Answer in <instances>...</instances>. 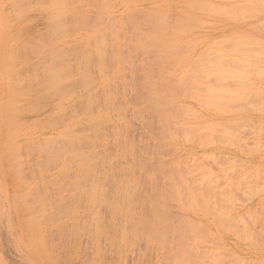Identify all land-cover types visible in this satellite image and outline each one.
Wrapping results in <instances>:
<instances>
[{
	"label": "rangeland",
	"instance_id": "374dc122",
	"mask_svg": "<svg viewBox=\"0 0 264 264\" xmlns=\"http://www.w3.org/2000/svg\"><path fill=\"white\" fill-rule=\"evenodd\" d=\"M17 1L18 2L22 1L23 2L24 0H20V1L19 0H0V18H2V17L4 18V19H0V47L1 48H3L6 43H7V47H9V48L15 47L16 48L17 45H18V42L21 43V45H23L25 47L29 46V44H25L24 43V41L26 40L25 39L26 38L25 35L22 36L23 40H20L22 38L16 39L15 38V34L18 31L22 30L23 29L22 28L23 24H25L26 22H29V20H30V23H31V24L29 23V25H30L29 28H30L31 31H33V32H44V31H46L47 30V25L50 22L49 21L50 18L48 19L49 22L48 21L46 22L47 19H45L44 22L42 20H43V18H46V16L49 15V14H47V12H45L46 14H41V13L44 12V10L46 11V9H49V7H51V6H56L57 4H54L55 1H56L55 3H57V1H58L59 2L58 4H60L61 7L63 6V4L66 6V7L63 6L62 9H64L66 11V15L67 16L68 15L72 16L74 14L73 13V9L74 8H72V7H75V5H76V7L80 6L79 9L80 8L84 9V12H81L83 10L78 12V13H80L79 16H78V13H77L78 17L76 18L77 20L78 19L80 20L79 23L81 25L77 22V20L75 21V23H78L80 26L77 25V27H76L75 26L76 24L72 25V24H74V20H73V22L70 19H69L70 21H68V20L66 21V18H64V17L60 18V21L57 23V26L60 27V28L62 27L60 29V30H62V32H63V29H64V31L66 30L67 32L70 31L71 33L70 32L69 33L64 32V33H65V35L71 34L69 37L67 36L68 39H71V40L75 39L76 36H79L78 35L79 34L78 29H80L82 24L86 25V28L83 31L84 34H86V36L90 35L89 37L87 36L88 38L86 37L87 45L85 44L86 45L85 46L86 56H87L86 57L87 63L85 65V71H87V72L85 73L86 74L85 76H86L87 82L90 83V84H87V86L90 85V86H92V88L90 89V86H89L88 89L86 90V93H87L88 96H90L89 94H92V93H90V91L92 92L94 90L93 91V94H94L93 97L97 96L96 97L97 99L92 97V100L93 99H95V101L97 100V103H95L94 100H93L94 102L91 100L93 102L92 104L94 105V103H95L96 105L93 106L92 104H89V105H92L91 107H93V109L90 108V109L87 110V107H86V111L90 110L89 111L90 114L95 113L93 115H90L89 112H88V114H86L87 115L86 116V120H88L89 122L91 121L93 123H94V121L96 123L97 122L99 123V121H100L99 119H102L101 122L104 119L105 122L103 124H101V125H100V123L97 124L98 126L100 125V127L97 126V129L98 128L101 129V130L99 129V131H96V129L94 130V127L96 125L95 126H91L92 128L91 127L89 128V125L91 123H89L88 121H87L88 123L86 122V125H88V128L90 130L91 129L94 130V132H92L93 130L90 132V130L86 128L87 129V131H86V139L91 142V144L88 142V144H90V145L87 146V153H88V155L90 157L88 158L87 157L88 155H86V157L88 159H92L93 160V161L91 160L92 162H95V161L97 162V160L99 161L97 163L95 162L96 164H94L95 166L98 164V166H96V168L98 167L97 169H95V167L92 166L94 168V171L96 173H98V174H99V171H101V170H103V168H105V164L107 166L105 169L108 170L112 166L113 170L111 169L110 173H109V171L107 172V170H105V171L103 170V172H104V174L102 175L103 178L107 177L108 173L110 174L106 181L103 179L105 182L103 180H99V179H102V177H100V176H101V174L103 172H101L99 174L100 178L98 177V181L99 182L101 181L100 182L101 184L102 183L103 184L106 183L104 185L107 186V187L104 188V185H103L104 190L101 187L100 188L101 192H98L97 189H99L101 184L98 181H97L98 185L95 182H93V181L96 180L98 174H96V173L94 174V172L92 173V174L95 175L96 178L94 180L90 179L91 180V184H90V180L87 179V178H93V177H90L91 176L90 175L91 174L90 170L92 169L90 167L91 165H89L88 168L89 167L90 168L87 169L86 163H85L86 166L85 165L81 166V164L83 165V163L79 164L80 162L78 163L77 161L76 162L74 161L75 163H78V165H79L77 168H75L77 165L74 167L72 165L74 163V162H72V160H69L72 163H70L67 160H66V163H65V158L66 157L65 156H59V153L56 152L57 150H54V149H57V148L53 149L52 147L51 148L48 147L49 145H52V144L48 145L44 140L46 138L50 137L49 136V132L51 131L53 125L52 126L48 125V124L45 125V122L48 121V118L51 119V117L56 116V114H59L58 112H60V113L63 112L64 113V112L67 111L66 113H67V116H68V110L67 109H69V108H67L66 111H63V108H65L67 105L66 106L65 105H55L53 103V102H56L57 100L58 101L64 100V97L55 96L53 94L49 95L48 91H50V90H49L48 87H51V86H50V84H49V86H46L48 84L44 85V86H46V88L44 87V89H45L44 90L42 88L43 84H45V82L42 81L43 79H41V81H40V83L42 82L41 86L38 85V87H37L36 84H38V82H39L37 80V79H39L38 75L42 74V73L41 74L38 73L39 67L42 65V64H39L38 62L41 63L43 61V60L42 61L39 60L40 57L42 56L41 54H38L39 58L34 56L31 59H29V60L26 58L27 59V61H26L23 56L26 55L25 57L28 56V58H30L29 55H32V54H30L29 52H26L23 55V53H22L23 51H22L21 52L22 56L20 55V57H23L24 59H22V58L21 59L25 60V61H22V60L20 61L19 60V62H18L17 59H20V58H17V59L13 58V60L15 62L12 60V62H11L12 64L7 66L8 70H7V68L5 69L6 70L5 76L6 77L3 76V77L0 78V124H1L0 125V264H16V263H19V262H26V264H49V261H50V264H53V263L56 264V262L60 263V264H76V263L79 264L81 262V260L83 262V263L81 262L82 264H97V262H98V264H104L105 261H106L105 264H110V263L111 264H130V263L131 264H138L140 262H141L140 264H167V263L169 264V261H171V259H173V258L175 259V257H176L175 255H177V254L178 255H177L175 260H178V259L182 258L180 262L182 264L183 263L185 264V262H183L184 259H185V261L186 260L192 261V257H193L192 255L193 254L192 255L190 254L191 255L190 256L188 254L190 251L187 252V250H186V248L189 249L190 247H192L191 252H192V250L194 248H196V250H194V251L197 252V250H198V253H200V251L201 252H204V251L206 252L209 249L210 252H207V255L208 254L210 255V253L211 254H213V253L215 254V255L214 254L210 255L211 257L209 255L207 256V257H210V258H206L205 257L206 255H203L205 258L201 257L202 259H199V261H201V262L202 261L203 262L208 261V263H211V264H216V262L218 264H264V235H263L264 234V89L262 88V87H264V43H262V41L264 42V31H263L264 30L263 29L264 28V3H263L264 0H234V1L233 0H116L115 2H113L114 0H112V2L116 4L115 5V4L112 3V6H116L114 8L112 6H109V5H111V1L110 0L109 1L108 0H103L104 3H107V6L104 5V3H102L103 7L106 6L105 9H102L101 8L102 6L101 7L99 6L100 7L99 8L98 4L97 5L95 4L94 7H93V3H95L97 0H91V1L90 0H66V1L65 0H61L62 1L61 3H60L59 0H55V1H53V0H42L44 5H40L39 4V7L40 8L44 7V10H42V8H41V10H37V8H36V7H38V4L36 3L37 1L35 2L37 4V6H35L36 4L31 1L32 3H29V4H33L34 3L35 5H31L32 7H27V9L25 8V10L27 11V13H28V11L31 13L32 12L31 10H34L36 8V10H34L35 13L34 12H33V14L32 13L31 14L28 13V15L26 14L25 17L23 15H25L24 12H26V11H24V7L21 6V5H24V3L26 1L21 3V4L19 3L20 6L23 7L22 10H20L21 7H19L17 5V3H18ZM27 1L30 2V0H27ZM98 2H99V0L96 3H98ZM100 2H102V0H100ZM100 2H99V4H100ZM25 4H27V6H28V2H26ZM102 4H100V5H102ZM117 4H119L120 6L117 5ZM259 5H261V6H259ZM16 6L19 9L16 8ZM24 6L26 7V5H24ZM67 6H69L72 10H70V8L67 7ZM15 8L20 10V11H18V14H17L16 11H15V13L13 12L14 10H16ZM75 9L78 11L77 8H75ZM85 9H87V11H85ZM68 10L72 11L73 14L67 13ZM76 10L74 12H76ZM19 12H21L23 15H20V16L16 17L15 16L16 14L17 15L21 14ZM85 12H89L90 14L87 13L85 15ZM257 12H258V14L260 12V14L258 15ZM7 13H8V16L6 15ZM96 13L101 14V16L103 15L102 17H104V15H107L104 18H102L105 21H103L101 18L98 19L100 15L98 16V18H96L97 17ZM128 13H129V15L133 14L132 15L133 17L139 18L138 20L137 19L134 20V21H136V25L137 26L135 25V30H132V31H131L132 28L130 29V27H132L134 25H132V26L129 25L130 26L129 27L128 24H127V23H129V24L133 23V21L132 22L130 21L131 19L128 20L129 22L126 21L125 19L121 21L122 17H124L125 14L127 16V17H125L126 19L129 18V17H132V16H129ZM218 13H219V15H218ZM255 16H257V17H255ZM19 17H21L22 19H18ZM106 17L108 19L110 18L111 20L114 19L113 22L112 21L109 22L110 19L108 20V19H106ZM40 18L42 20H40ZM91 18H93V19H91ZM89 19H91V21H93V22L95 21V22L93 23ZM156 19L160 23L159 26L160 27L164 26L165 28H161L160 31H159V29H160L159 28L158 31H155L156 28L154 29L153 26L155 24H157V21H155ZM61 21H62V25L60 24ZM115 21H116V23H119V24L118 25L115 24L114 23ZM123 21L124 22L126 21V23H124V25H126V26L121 25L123 23ZM151 21H154L155 23L151 22ZM165 21H167L166 24L164 23ZM259 22H262V24L259 23ZM108 23H109V25H108ZM153 23H154V25H153ZM161 23H163V25H161ZM3 24H4V26H3ZM5 24H6V26H5ZM105 24H107V25H105ZM103 25L104 26H109V29H108V27L107 28L105 27L106 28L105 31H107L108 34H107V32L101 34V27L103 28ZM113 25H114V27H113ZM72 26H73V28L76 27L75 28V30H77L76 32L73 30ZM87 26L89 27V29L87 28ZM127 26H128V28H127ZM157 26L158 25H155V27H157ZM82 27H84V26H82ZM122 27H126V29L125 28L123 29ZM151 27H152V29H151ZM5 28H6V31L8 32V34H10L9 40L5 39V34H4V31H3ZM67 28H69V29H67ZM105 28H103V30ZM24 29H26V26L24 27ZM86 29H88V31H86ZM141 29H142V31L144 30V32H141ZM169 30H170V33H169ZM72 31H74L75 34ZM136 31H139L140 33H142V37L143 36L144 37L143 38L141 37L142 39L139 38L140 36L138 37L139 39L136 38L137 35L140 34V33L137 34L138 32L136 33ZM165 31L168 32L169 34L168 33L165 34L164 33ZM123 32L127 36L122 34ZM154 32H156V33H154ZM157 32H159V33H157ZM161 32H163V33H161ZM176 32H178V33H176ZM256 33H258V34H256ZM105 34H107V35H105ZM118 34H120L121 37L118 36ZM132 34H133V37H132ZM135 34H136V37L134 36ZM153 34H154V36H153ZM158 35L166 36L167 38L166 37H161V36L159 37ZM112 36H113V39L110 38ZM114 36H116L115 39H114ZM176 36H177V38H176ZM93 37H94V39H93ZM135 38H136V40H135ZM145 38H148V39H146L144 42H142L143 44L142 43L140 44V42L143 41ZM117 39H124L123 40L124 43H123L122 40H118L117 41ZM158 39H159V41L161 40L160 41L161 43L159 41H158L159 43H157ZM176 39L178 40L177 43H176V41H177ZM113 41L115 42L114 45H113ZM119 41H120V44L123 47L121 46V48L119 49L120 51L115 52L116 51V47H114V46H116V44ZM132 41H133V43H131ZM137 41L139 43H137ZM256 41H258V42H256ZM153 42H154V44L156 43L155 44L156 46L154 48H150V50H148L147 49L148 48L147 45L149 46V44L151 43V45L153 46V44H152ZM250 42L252 44H249ZM88 43H90L92 45V46L90 45L92 47V49H94V48L97 49V47H101V46L105 45V47L103 46L104 51H103L102 47L98 48V49H102V51L100 50L101 52L100 51L99 52L100 53L103 52V54H99L98 53V56L99 55L100 56L97 57L96 50H93V53H92L91 52L92 49L90 50L89 48H87V46L89 45ZM98 43L99 44L101 43V44L98 45ZM111 43H112V45H111ZM136 43L140 44V48L137 47L139 45H136ZM146 43H147V45L144 46ZM167 43L168 44H170V43L172 44L173 43L174 45L175 44H177V45L173 46V49H172V47H170L171 44L169 45V47H164V49H161V47L163 48V46H165ZM11 44H13V45H11ZM129 44L130 45L133 44V45L130 46ZM49 46H50V44L46 48H50ZM94 46H96V47H94ZM106 46H107V48H106ZM109 46H112V49H114L115 51L112 50L113 51L112 52L111 51V47H109ZM133 46H136L137 48L136 47L133 48ZM131 47H132V49H131ZM142 47L144 49V52H146V50H147L145 55L142 54L143 51L140 53V50H141ZM156 47H159V49H157L156 51L161 49L159 52H160V54L163 53L162 55H164V53L166 51L169 52V50H170L169 53H167V54L165 53V55H166V57H165L166 59L165 60H167L168 59L167 57L170 54L173 53L172 56L176 55V58H174L172 60V57L170 55V59L172 60V62L177 60L175 62L177 64L174 63V64L170 65L172 63L171 60H170L171 63L169 64V66H171V68L168 67L167 64H166L167 66L165 67V62H164L165 60L163 61V59H160V58H159L160 61L162 60L163 62H159L160 63L159 64L158 61H157L158 58H156L157 60L155 59V57L159 56V55H156L157 53H155V54L152 53L153 55L150 53L151 50L156 49ZM242 47H243V49H242ZM246 47H248V49ZM1 48H0V50H1ZM124 48H126V50ZM165 48H167V49H165ZM228 48L231 51H227ZM87 49H89V51ZM255 50H256V52H254ZM156 51L154 50V52H156ZM249 51H251V52H249ZM111 52H112V54H111ZM259 52L260 53L262 52V53L260 54ZM239 53H241V54H239ZM123 54H124V56H123ZM136 54L138 56H136ZM141 54L144 55V57ZM94 55H95V57H94ZM139 55H140V57H139ZM162 55L160 56L161 58H162ZM92 56L97 60V62H95L94 58H91ZM126 56L128 58H126ZM153 56H155V57H153ZM137 57H139V58H137ZM118 58H119V60H116L117 62L114 61L115 59H118ZM123 58H124V62L122 63V61H120V60H123ZM257 58L260 59V60H257ZM112 59H113V62H112ZM140 59L141 60L143 59V60L141 61ZM145 59H148V60H145ZM149 59H151L152 61L151 60L149 61ZM139 61H141V62H139ZM143 61H144V63H142ZM135 63L138 64V65H136ZM150 63H151V66H150ZM152 63L154 64L153 66H152ZM155 63H156V65H155ZM157 63H158V65H157ZM166 63H167V61H166ZM23 64L24 65L30 64V66L29 65L27 66L29 68V70L30 69L34 70L37 67V69L34 70L36 72H33V71L31 72V70L28 72V69L26 70V68H25L26 66L25 67L22 66ZM229 64H231V65H229ZM252 64H253V66H252ZM259 64H261V65H259ZM33 65L35 66V68H33L34 67ZM36 65H39V67L36 66ZM162 65H164L163 67L167 68L166 71H168V68H170L171 70L172 69L174 70V68L176 70H179V71H175L174 70L172 72L169 70L170 71L169 73L171 74V76L169 75L168 72H166V74L169 75L172 78V80L174 79L173 81L177 80L176 81L177 84H176V82L173 83V81L172 82L169 81L167 83L168 79H171V78L168 77V79L167 78L165 79V77H163L166 74H163L165 68L161 71L160 67ZM10 66H12L11 69H10ZM31 66H33V67H31ZM44 66H45V64H44ZM100 66L101 67L104 66L102 68V69H104V71L102 70L103 72L101 71V67ZM148 66H150V68H152L153 71ZM96 67L98 68V70H97L98 72H96V69H97ZM153 67L155 69L158 68L157 69L158 71H156ZM99 68H100V70H99ZM88 69L91 70V71H88ZM149 70H151L152 72L151 73L148 72ZM44 71H46L45 68H44ZM44 71H42V69H41V71H39V72H43L44 73ZM109 71H113V72L109 73ZM145 71H147V75H148V73H150V77L153 76V77H151L153 79V81L148 80L149 82L145 83V80L148 79L147 75H146V78L144 77V75L146 73ZM18 72H20L19 73L20 75H17V77L15 79L16 75H14V74L18 73ZM22 72H24V73H22ZM138 72L141 74V77H140V74ZM175 72H177L178 75L175 74ZM75 74L76 73H73V75L78 78V76L75 75ZM142 74H144V75H142ZM155 74L156 75L158 74V76L156 77L157 80H158V78L161 77L159 79L160 80L159 82L154 77ZM8 75L9 76H13L14 75V78L11 79L9 77L10 79H8L7 78ZM44 75H42L40 78H42ZM74 76L72 78L74 79L75 82H77V78L75 80ZM87 76H90L91 78H89ZM178 76H179V78H178ZM181 76H182V78H181ZM150 77H149V79H150ZM108 78L110 80H108ZM140 78H141V80H140ZM33 79L34 80L36 79L37 81L35 80V83H34ZM89 79H91V80L93 79V81H91ZM161 79L163 80V83L161 82L162 81ZM182 79H184V80H182ZM44 80H45V77H44ZM165 80H167V81H165ZM112 81L115 84H113ZM178 81H180V82L181 81H185V84H184V82H181V83L184 84L185 87H187V88L188 87H192V90L191 89L190 90L193 93L192 92H190V93L185 92L188 89L183 86L186 89L185 90L183 88L184 91L182 90L184 94L180 93L181 92V88H180V92H179V95L180 94L184 95L183 99H182V97H179V96L176 97V95H178V93H175V91H178L176 88H173V89H175L174 93L176 95L175 96H174V94L172 95L171 93H173V91L170 90V89L172 87H176V85H178L180 83V82L178 83ZM26 82H29L28 86H27ZM73 82H72V84H73ZM132 82H133V84H132ZM125 83H127V84H125ZM143 83L145 84L144 86H143ZM76 84H74V85H76ZM164 84H165V87L163 89V92L166 91L168 94H171V96L170 95H166L167 94L166 92L165 93L162 92L161 88L163 87ZM169 84H176V85L175 86L171 85V87H170ZM182 84L181 85L179 84L177 87H180V86L182 87ZM15 85H17V86H15ZM105 85H106V87L109 85V87L106 89ZM114 85H116L115 88H112V87H114ZM129 85H131V87H133L134 89L132 88L131 91H127V90L131 89V87ZM138 85H142L141 88L143 87L144 89L145 88L146 89L150 88L151 94L153 95L154 98L151 97L152 95L150 97L152 99H154V100L147 101L144 97L146 95L148 96V94L150 95V92L148 93L149 89H147L145 91L143 89H142L143 91H141V90L138 91V89H136V87ZM155 85H156V88H155ZM95 86H96V88H95ZM157 86H158V89H157ZM40 87H41V89H40ZM169 87H170V89H169ZM37 88H39V90ZM71 88H73L74 90L77 89L74 86L71 87ZM102 88H104V89H102ZM109 88H111V89H109ZM138 88L140 89V86H138ZM153 88H155L156 90L153 89ZM36 89L38 90V93L36 92L37 91ZM260 89L263 90V91H261ZM15 90L19 91V96H18V94H15V93H18V92L14 93ZM106 90H108L107 91L108 93L106 92ZM190 90H188V91H190ZM259 90H260V93H259ZM33 91L36 92L37 94L36 93L32 94ZM76 91H79V89H77ZM101 91L102 92L104 91L103 94H102ZM169 91H172V92L169 93ZM1 92H2V94H1ZM44 92H45V94H47L49 96L47 97L44 94ZM109 92H110V94H109ZM138 92H142V96L138 97V95H141ZM161 92H162V94H161ZM197 92H198V94H197ZM20 93H22L21 96H20ZM77 93H79V92H77ZM114 93H115V96L111 95V94H114ZM187 93L190 94V96H192L194 94L193 96H195V97L192 96L193 98H190V96H188ZM195 93H196V95H195ZM254 93L257 94L256 96H258V97L255 96L256 98H254V96H253ZM35 94L36 95L43 94L46 97L41 99L42 95H41V97H38ZM95 94H97V95H95ZM106 94L107 95L109 94V95L107 96ZM116 94H117V96H116ZM118 94H120V95H118ZM128 94H130V95H128ZM144 94H145V96L143 97ZM159 94H161V95H159ZM101 95H102V97H101ZM74 96H75L74 99L75 98L77 99L79 95L75 94ZM88 96H87V98H88ZM111 96H113V97H111ZM252 96H253V98H252ZM56 97H57V99H56ZM140 97H143L144 100H142ZM89 98H91V97H89ZM101 98L103 100L108 99V100H106L107 101L106 104ZM146 98H148V97H146ZM149 98H148V100H149ZM112 99L114 100L113 102H112ZM140 99H141V102H139ZM165 99H166V101H164ZM6 100H7V102H6ZM52 100H54V101H52ZM33 101H34V103H33ZM153 101H155V102H153ZM30 102L32 104H30ZM142 102L144 104H142ZM164 102L168 103V104H165V105H167L168 109L165 108L166 106L163 107ZM48 103H49V105H48ZM108 103L113 104V105H108ZM139 103H141L142 105L139 104ZM28 105H29V107H28ZM34 105H37V106H34ZM38 105H40L41 107L40 106L38 107ZM43 105H45V106H43ZM87 105H88V103H87ZM106 105L108 107L109 106L110 107L107 108ZM151 105H153V106L155 105V107L157 108V110H156L155 107H154V109L151 108L155 112L156 111H159L160 113H163L164 111L165 112H170V108H171L172 112H174V113L177 112L178 113V117H176V118L173 117V115H172L174 113L170 112L172 117H173V119H174V120L171 119V121L173 122L172 125L175 124V126H176V122H177L179 127L182 126L183 128L185 127V125L188 126V128H189V126H191L193 129H194V127H196V128L199 127V129L197 128V130H199V131L196 134L197 136L200 135L199 138L197 137L198 138V141H196L197 144L194 145L193 142H191V141H189V139H187V135H189V133L187 135H185L187 131H185V132H179L177 130L175 131V128H174V130L171 128L172 126L170 127L171 129H169V126H167L168 122L165 125V122H166V118L165 117L170 115V113H165V114H160L159 113L160 114L159 115L158 112L154 113V112H152L153 111L152 110L151 111L152 114L150 116L149 115L150 113L148 114L147 113L148 111H146V110H148L150 108V107H147V106H151ZM179 105H181V106L185 105L184 108H186V107H187V109L190 108V111L187 110V109L185 111ZM30 106H34L35 109H36V107H38V108H37V110H35V109L32 110L33 108L29 110V108H31ZM122 106L124 107L123 109H121ZM77 108H78V106L75 108V111L78 114ZM161 108H165V109H162L163 112L158 110V109H161ZM3 109H4V111H3ZM137 109L139 111H140V109H144V110H142L143 113L142 112L140 113ZM78 110H80V108H78ZM123 110H124V112H123ZM133 110H136V111H133ZM11 111H13V112H11ZM37 111H39V112H37ZM145 111L148 114V116H150V118L147 117V115H145L146 114V113H144ZM179 111L181 113H179ZM53 112H55L54 115H52ZM69 112H70V109H69ZM72 114H74V113H72ZM98 114H100V115H98ZM69 115H70V113H69ZM183 115H187L185 119H184L185 116L183 117ZM194 115H195L197 121L195 120V117H193ZM123 116L126 117L124 120L122 119V118H124ZM153 116H155V117L157 116V118L154 119L155 117H153ZM174 116H176V115H174ZM11 117H13V118H11ZM159 117H161V118H159ZM168 117H167V119H169ZM198 118H199V120H198ZM15 119H17L18 121H16ZM152 119H153V121H152ZM164 119H165V121H164ZM190 119H193L196 122L194 121L193 123H190L191 121H188ZM13 120H15L14 121L15 123L14 124L12 123L13 125L12 124H8V121L10 123V122H13ZM124 121H126L127 124H125L126 122H124ZM136 121L137 122L139 121V122L136 123ZM163 121H164V123H163ZM50 122L51 121H49V123ZM6 123L9 126H7ZM42 123H44V124L42 125ZM4 124H5V126L3 127L2 125H4ZM119 124L120 125H124V127H123L124 129H121L123 131L125 129H129L130 128V130L129 131L126 130V132H128V133H132L133 132L131 134V136H130V134H127V135L129 136L128 138L134 139V141H132L131 139L126 140V138H124L125 137L124 136L125 133L122 132L121 130H119V131L122 132V134L124 133L123 136H122V134H120L121 136L118 135L120 137H118L117 134L114 135V133L118 132L116 130L120 129L119 127H121V126H119ZM136 124L140 125V126H137ZM159 124L162 126V129H161V127H159L160 126ZM169 124L171 125V122H169ZM127 125L129 126V128L125 127ZM15 126H18V128L17 127L16 128H11V127H15ZM49 126H51V127H49ZM109 126H111V128H109ZM116 126H119V127H116ZM154 127L158 131L156 129L152 130V129H154ZM10 128L12 130H9ZM131 128H133V129L131 130ZM190 128H189L188 131H190ZM6 129H7V131H6ZM193 129H192V131H193ZM178 130H180V129H178ZM111 131H113V132H111ZM153 131H156L155 132L156 134H158L157 132H159L158 136L153 135V134H155ZM180 131H182V130H180ZM194 131H195V129H194ZM149 132H150V134H149ZM160 133H162V135H160ZM169 133L171 135L173 134L174 136L173 135L171 136ZM193 133H195V132H193ZM198 133H199V135H198ZM15 134H16V136H15ZM144 134H147L148 136L144 135ZM112 135H114V136H112ZM141 135H143V136H141ZM163 135L165 137H163ZM99 136H101V137H99ZM191 136H188V137H190V139H191ZM141 137L143 138V141H142ZM168 137L170 138L169 140H167ZM177 137L179 138L180 141L176 139ZM4 138L7 139V140H5ZM8 138H10V139H8ZM194 138H196V137H194ZM37 139L41 140V141L43 140V142L46 143L45 144V143L42 142L43 143V147H45V146L46 147L45 148L41 147L42 146L41 145V141L38 142ZM175 139L177 141H175ZM2 140H5V142L2 141ZM129 140H131V141L128 143ZM171 140H173L172 143H171ZM187 140H188V142H190V145H187V144H189L187 142ZM31 141L33 143L30 145L29 142H31ZM35 141L38 144V145L36 144L37 145V149L39 150L41 148L40 149L41 151L36 150V146L34 145ZM183 141H185V143H183ZM120 142H121L123 148H125V149L127 148L125 152H128L127 150H129V152L127 153L128 155H126L125 152H124L125 154L124 153L117 154L119 152V148H118L119 146L118 145H119ZM100 143H101V145H100ZM200 143H202V144H200ZM2 144H4V145L2 146ZM24 144L25 145L29 144L30 147L33 146L35 148V149L33 148V152L31 151L32 149H30V147L28 148L26 146L28 148L27 151L28 152L30 151V153H33V154H35L34 152L38 151L37 152L38 154L36 153L38 158L35 157L36 155L32 156L30 154L28 155V153L26 154V150L22 149ZM185 144H186V146H185ZM207 144H209V145H207ZM191 145H193V146H191ZM107 146H108V148H107ZM112 146H114V147L117 146V148H114ZM159 146H160V148H159ZM15 147L19 148V151L21 150L20 151L21 154L19 152L17 154L15 153L16 152L15 150H17V148H15ZM47 147L49 149H51V151L53 149L52 152L55 151L56 155H53V154L51 155L52 152H50V154H49V152L47 153V150H46ZM53 147H54V145H53ZM91 147H92V149H91ZM135 147H136V150L133 149ZM112 148H114L115 150L112 149ZM162 148H164V149H162ZM188 148H190V149H188ZM88 149H90V150H88ZM139 149H141V150H139ZM169 149H170V154H169V151H168ZM34 150H36V151H34ZM98 150L101 153V156H100V153L98 152ZM120 150H123V149H120ZM131 150H133V151L135 150V152L138 155L136 154L135 155L136 157H134V154L132 155ZM143 150L146 153H144ZM157 150H159L160 152L162 151V153H159V151H157ZM5 151H7V152H5ZM12 151L14 152V158H12L10 161H8L9 160V158H8L9 155H11V157H13V155H12L13 152ZM44 151H45V155L41 154ZM48 151H50V150H48ZM115 151L116 152L118 151V152L116 153ZM148 151L149 152L151 151V152L147 153ZM154 151H156L157 153L154 152ZM22 152H24V154ZM89 152H91V153L89 154ZM92 152H94L96 155L94 153H92ZM104 152H105V154H103ZM130 152H131V156H129ZM163 152L165 153V155H164ZM2 153L4 155H1ZM46 153H47V155H46ZM178 153H181V154L185 153L184 154L185 156L183 154L180 155ZM5 154L8 157L5 156ZM60 154H62V153H60ZM93 154L95 155V160H94L93 156H92L93 158L91 157V155H93ZM109 155L110 156L112 155V159L111 160L109 159L110 162L108 160H104V161L102 160L103 158L104 159L108 158L107 156H109ZM118 155H122L121 156L122 160H121L120 156L118 157ZM196 155L199 156V157H197ZM4 156L7 157V158H5ZM17 156H18V158L20 160H24V161H20L19 163L16 164L15 162L19 161ZM49 156H50V158H49ZM195 156L197 158H200V160L198 159L199 161H196L197 159H193V160L196 161V162H193L192 158L193 157L195 158ZM55 157L58 158V160H59V157H60V160L62 159V164H60L61 161H59V163L57 162L58 167H56V169H54L55 166H57L55 164L56 160L53 159ZM132 157L134 158L135 162L139 161L138 162L139 164L141 162V165H142L141 169L142 170L144 169L143 173H142L141 169H139L140 171L137 170V169L132 171L134 173H135V171L137 172V173H135L136 174L135 177L138 178V179L134 178V173H132V174L131 173H126V171H129V170H131L133 168L134 169L137 168V167L130 168V167H132V166H130L131 163H134V165L138 164V163L132 162V159H131ZM138 158H141V160L140 159L138 160ZM175 158H177L176 161H174ZM2 159H4V160H2ZM15 159L16 160L18 159V160L16 161ZM44 159H47V160H44ZM49 159H51V160L49 161ZM6 160L9 163L6 162ZM39 160H42V161L44 160V162L41 163V161H40V163H38ZM100 160H102L103 162L107 161V163H102V161H100ZM136 160H138V161H136ZM143 160L146 161V162H144ZM152 160L153 161L156 160L154 164H152L153 163ZM161 160H162V162H161ZM165 160H166V162H168L169 165H167L166 162L164 163ZM181 160L182 161L184 160L183 161L184 165H181L182 164ZM34 161H36V162H34ZM45 161H47L46 163L51 162V161H55V162H52V166H50V164H49V167H51V168H49L48 165H46L47 167L44 165ZM91 161H89V162L85 161V162H87V164H88V163H91ZM112 161H113L115 166L116 165H118V166L114 167L112 165V163H111ZM121 161H123V162H121ZM157 161H159L160 163H158ZM169 161H172L173 164H171V162H169ZM190 161L193 162V164H195V166L197 165L198 162H200L199 164H200L201 169H199V170L197 168L195 169V166L193 164L191 165ZM4 162H6L8 165L5 164ZM118 162H121V163L119 164ZM129 162H130V165H129ZM142 162H143V164H142ZM150 162H152L151 163L152 166L157 167V169L160 168V167H163V168H160L161 171L165 169L164 173H162L160 171L163 174L162 176L165 177V178H162L163 181H162V179H160V180H161V182H164V184H166V185L162 184L161 182H156L157 181L156 180L157 179L156 172L158 173L159 172L158 170L156 171V169H154L152 167L155 172L154 171H153L154 173L152 172L153 169L149 172L150 174H152V177H151V175L147 172L151 168L147 167L149 170L148 169L146 170V168H144V167H146V165H150L149 164ZM12 163H14V165L15 164L16 165L14 166V165H12ZM53 163L55 164V166H53ZM110 163H111V166L109 165ZM146 163H148V164H146ZM185 163H186V165H185ZM9 164L12 165L11 168H13L11 170V172H9L11 168H8L9 170L7 168H5V166L6 167H10ZM40 164H42V165H40ZM122 164H124V165L122 166ZM125 164L128 166L127 169H126V165ZM157 164H159V165H157ZM175 164H176V166H173ZM27 165H28V167H27ZM32 165H33V167H32ZM161 165H163V166H161ZM119 166H121V168ZM124 166H125L126 171H125V169H122V167H124ZM171 166L175 167V168L176 167H178V168L180 167L181 169H178L179 172L181 171V174L184 175L186 178L189 177V175H190V178L194 177V179L195 178H198V179L199 178H203V179H199L198 180L199 184L197 185V188H199V189L196 190V191H199L200 188L202 187L201 191H203V194L205 196V194L207 193L205 189H207L209 187L208 189L210 191H209V193H207V197L212 200V201L210 200V202H212L211 203V207H210V202H209V205H207L208 206L207 209L206 208L201 209L202 207L205 206V205L201 206V203L205 204V201H206V199L208 200V198H206V196L203 197L202 192L199 191L201 198L199 197V195L197 193H196V195L199 197V199H201V200H199V202L200 201H203V202H200V205L197 204L198 203V200H196L197 197L195 198V195H193V194H195L196 191L194 190L195 192L193 191V193H191L192 191H190V190H192L194 185L190 183L189 186L191 187V185H192V188H190L188 186L190 189L184 187L186 184L187 185L189 184V182L185 178L180 179L183 182H181L180 180L176 181V179H175V181L177 183L181 182L182 184L181 183H178V184H180L182 186L184 184V186H183L184 188L183 189L185 191L188 190L187 194H189V191H190L189 196L193 195L192 196L193 198L190 197V199L191 198L195 199L194 202H196V204L199 206V207L198 206L196 207L199 212H196L197 210L195 209V207H193L194 205H192V207H191V204L194 203L192 201V199H191L192 203L190 202V205H189V201L190 200L186 199V198H189V197H188L187 194H185L184 191L181 190V188H179V187L178 188H176V187L173 188L174 186H176V182L174 180H172L171 183L169 182L170 183L169 185H168V183L165 182V180L166 181H170L172 178H178V177L180 178V173L177 172L178 170L174 171L175 170L174 169L173 172H172V169H171V171L168 170L169 168H171ZM20 167L22 168L20 170L21 172L19 171V169H17V168H20ZM44 167H46L47 169L44 168ZM68 167H70L69 168L70 170L67 169ZM108 167H110V168H108ZM118 167L120 169L124 170V171L119 170V171H121L120 172L121 175H119L120 173L118 171L117 172L114 171V168L116 169ZM23 168H25L24 171H23ZM32 168H34V169L36 168L40 173H38V171H32L31 170ZM39 168H41V169H39ZM72 168H74L75 171L71 170ZM80 168H82V169H80ZM83 168L86 171L84 173H89V175H90V176L89 175L86 176V180L89 181V182H87V181L85 182V179L82 180V178L79 179L80 177L77 178V180H75L74 178L72 179V177H70V173H74V175L76 173L82 174L83 172L82 173H80V172L82 170H84ZM100 168H101V170H100ZM45 169H46V171H44ZM183 169L185 170L184 173H183ZM97 170H99V171H97ZM196 170H198V171H196ZM17 171H19L20 174L19 173L18 174L20 175V177L16 176ZM29 171H30V173L32 171L33 173H31V174H33V177H37L38 180H34L36 178H33V180H32V178H29V177H32V175L29 173ZM188 171H190V172H188ZM193 171H195V173H193ZM8 172L10 173V178H8L9 177V173ZM15 172H16V174H15ZM35 172L38 173V174H35ZM41 172H43V173H41ZM49 172H50V174H48ZM68 172H69V174H68ZM105 172H107V173H105ZM111 172L114 173V174H112ZM7 173H8V175H7ZM115 173H119V174L116 175ZM124 173L128 174V175H126L128 177H126V176L124 177V175L122 176V174H124ZM146 173H148L147 177L151 178V180L149 179V181H147V179H145V182H143L141 180H144V178L142 179V177H145L147 175ZM165 173H167L166 174L167 177L165 176ZM29 174H30V176H29ZM63 174H64V176L68 175L69 177L68 176H65V177L63 176L62 179L63 178L64 179L62 181L60 176H62ZM142 174H144V176ZM192 174H193V176H191ZM129 175H131L134 179H131V176H129ZM137 175H138V177H137ZM205 175H207V177H205ZM25 176H27L28 179H27V177L25 178ZM40 176H41V178H40ZM71 176H73V174H71ZM77 176H75V177H77ZM153 176H156V179L154 177L155 182H153ZM184 176H182V177H184ZM200 176H202V177H200ZM15 177H17L19 180H16L17 178H15ZM168 177H171V178H169V180H168L167 179ZM58 178L61 179V180H59ZM20 179H22V181ZM194 179H190V180H194ZM55 180H56V182H55ZM78 180H79V182L81 180L82 183H86L85 184V188H84L83 185H81V188H80V185H79L80 183L79 182H78L79 184L77 183ZM110 180H114L115 182L110 181ZM17 181H18V183H17ZM49 181L50 182L53 181L54 183L53 182L50 183ZM117 181H118L119 185L115 184V183H117ZM199 181H201V182H199ZM8 182L10 183V185H9ZM14 182L18 184V185L17 184L16 185L19 186V188L13 189L16 186ZM19 182H24V183H19ZM73 182H74V184L77 183V186H79V188L82 190L80 195H79V192H75V191L72 192L71 191L72 188H73V190H76V189H74V188H76L75 187L76 185L73 186V184H72ZM108 182H111V183L109 184ZM124 182L125 183L129 182V183H127L126 187L128 188V185H129V188H128L129 190L127 189V191H128V193L130 192L131 194H133L131 189L134 186V184L135 185H136V183L138 184V186L137 185L134 186L136 188L134 190L135 191L139 190L142 194L145 193L142 196H144L147 199V201L145 200L144 197L141 196V194L139 195V193H140L139 191H138L139 193H137V194L139 196H141L140 198L142 199V201H144V202L146 201L145 203L148 205L147 208H146L145 203H143L144 205H141L142 204L141 201L139 202L140 203V207H139V204L136 203L138 200H141V199H137V201H136V199H134V200L132 199L134 203L131 202L130 204H132V205H130V206H128L129 204H126L127 202H129V200L125 199L126 198L125 197L126 193L124 194V189H125L124 188L125 187L124 186ZM148 182H149V184H151V183L152 184L153 183L154 184L155 183H160L161 185L159 184V186H158V184H157V186L154 185L153 187H150V185L148 184V187H147V183ZM172 182H175V185ZM46 183H48L50 185L53 184V186L51 185L52 187H49L50 185L47 184L48 188H47V185L44 188V185ZM67 183H68V185H67ZM93 183H95V184H93ZM143 183H144V186H143ZM26 184H28V185H26ZM65 184H66V186H65ZM121 184L123 185L122 187H121ZM171 184H173L174 186L171 185ZM195 184H197V182ZM23 185H24V187L22 189V187H20V186H23ZM205 185H206V187H205ZM11 186H13V187H11ZM28 186H30L29 189H28ZM39 186H41L43 188V189L42 188L41 189H42V192L43 191L44 192L43 193L40 192V194H43V195H40V194L39 195H35L36 189H37L38 192H39V190L41 191ZM71 186H73V187L71 188ZM117 186H119V188L121 189L120 190L118 188L120 190L119 193H121V195L124 198H122V196H120V198L115 199L116 197H118L120 195L117 192L118 190L116 191V194H114L115 193V189L117 188ZM164 186H166V187H164ZM167 186H169V187H167ZM59 187L60 188L62 187V192H59L58 191L59 189L58 190L56 189V188H59ZM82 187H83V189H82ZM93 187H94L93 190L96 191V193L94 192V194L96 196L92 195L91 191L89 192V190L91 188H93ZM139 187H141L142 191L140 190ZM155 187L156 188L158 187L157 189H159V187L160 188L163 187V189H165L166 191L162 189L164 191V192H162V194H167L168 193L167 194L168 197H169V195L171 196V194H173V197L174 196L175 197L176 196L179 197V195H177L179 193V191H182L185 194V195L182 194V196H180L183 199V200H181L182 202H180V200H179L181 198L176 197L177 201H176V199L174 200V198H173L169 202L170 204L167 203L168 211L170 213H171V210H169V209H172V211H174L173 213H171L172 215L173 214H175L177 216L180 215V219H179V217H178V219L180 220V223H181V225L183 226V228L185 230L184 235H182V236H184V239L182 237V240L181 239L178 240L177 239L178 237H173V236H175V234L174 235L171 234V236L169 234L170 237L166 236V235H164V233L165 234L167 233L166 230H164L165 231L164 233L162 232L163 229H165V228H163L161 223H159L160 222V218L154 214V207H152L154 205L152 204V206H151V203H152L151 202L152 201L151 198L156 192H158ZM20 188L22 189V191H21ZM53 188H55V190H57L60 194L59 193L57 194L56 193L57 191L54 192L55 190ZM70 188H71V190H70ZM79 188H77V191L79 190ZM88 188H89V190H88ZM95 188H97V189H95ZM145 188H146V190L149 189V192L147 191L148 195H149V198H148L147 192H145L146 191ZM152 188L155 189L156 191H154L153 195L151 196V193L153 191ZM169 188L172 190V192H170L171 190ZM197 188L195 187V189H197ZM203 188H204L206 193L204 192ZM168 189L170 190L169 191L170 193L168 192ZM176 189H178V191ZM17 190L20 191V192H18ZM24 190H27V191H24ZM34 190H35V192H34ZM83 190H86V192L83 191ZM105 190H106V194L104 193ZM110 190H112V191L110 192ZM159 190H161V189H159ZM30 191H33V192H30ZM68 191H69V193H68ZM127 191L125 190V192H127ZM22 192H26V193H23V195H21ZM29 192H30V194H29ZM84 192L87 195L91 194L93 197L92 196L89 197V196L86 195L89 198H84L83 199L82 196L85 195ZM87 192H89V194ZM160 192L157 194L158 196L155 195V198L156 197L158 198V197H160V195H162ZM210 192H212V193L210 194ZM32 193L34 194L33 196H35V197L39 196L38 198L36 197L37 201L40 200L39 203L35 202L36 201L35 198L34 199L32 198V196H31ZM48 193H51V194H48ZM74 193H77V195H75V196H78V198L76 197L75 200H74L75 196L73 198L70 196L71 194L73 196ZM117 193L119 195H117ZM27 194H29L30 197H31L30 199H32L31 200L32 202L30 201L31 203L28 202V201L26 202V199H28V197H29V195H28V197H26ZM36 194H38V193H36ZM54 194H56V195H54ZM101 194H102V196H101ZM113 194L117 195V196H115V198H114ZM212 194H213V197L210 196ZM16 195H18V196H16ZM24 195H25V198H24L25 200L23 199ZM68 195H69V197H68ZM103 195H104V197H107L106 200H105L106 202L108 201V203H109V200H112V202H111L112 204L109 203V206L111 204L110 208L112 210L111 212L113 213L112 214V219L109 218V216L111 217V215H110L111 213L108 212L110 210V208L108 209V203H105V201L103 199L104 198ZM109 195H110V197H109ZM138 195H137V198H138ZM79 196H81L82 198L81 197L79 198ZM94 196L96 197V200H94L95 199ZM97 196H99L98 199H100V202H99V200L97 202ZM133 196H135V194H133ZM21 197H22V199H21ZM62 197H65V200ZM91 197L93 198L94 201H96L95 204H94L93 200L90 199ZM101 197H102L103 200H101ZM60 198H62V199H60ZM67 198L68 199L70 198L71 200H68ZM110 198H112V199H110ZM20 199H21V202L19 203ZM45 199H46V201H45ZM80 199L82 201L83 200L86 201V203H87L86 207H87L88 210L87 209H85V210L82 209V208L85 207L84 204H86V203L84 201L82 202ZM17 200H19V201H17ZM22 200L25 201V202H23ZM124 200H126V203L124 202ZM187 200H188V202H187ZM68 201H69V204L66 203ZM70 201H72L73 204ZM101 201H103V202H101ZM174 201H175V203H174ZM208 201H206V204H207ZM33 202H35L36 204L33 205ZM60 202H62V203H60ZM63 202H64V206H65V204H67V205L71 204V206H69V208L71 207V210H67V211L65 210L66 212L65 213L62 212V214L60 212V214L62 215L61 216L60 214H56V213H59V211L62 210L61 208L63 206H60V205H63ZM89 202H90V206H92V204H94V206L96 205V207L93 206V209H91L92 207H90L88 205ZM184 202H185V204H184ZM213 202L215 203L214 205H213ZM21 203H22V205H21ZM81 203H83V205ZM48 204H50V208L48 207V209H47V205ZM52 204H54V205H52ZM104 204H107V206L104 205ZM136 204H138V205L136 206ZM171 204H173V206ZM179 204H181V205H179ZM38 205H40V206H38ZM55 205L60 207L59 210L57 209V207ZM67 205H66V208H68ZM114 205H115V207L117 209L120 207L118 209L119 213L122 212L121 214L117 213L118 216L119 215L120 216L119 217L117 216L116 218H114L113 216L116 214V212L118 210L114 207ZM177 205H178V207H177ZM182 205H183V207H181ZM79 206H81V208ZM105 206L107 207V209H105ZM117 206H119V207H117ZM133 206L138 207L137 211H140L142 209V207H143V209L139 213V212H136V209H134L135 207L133 208ZM188 206H189V208H187ZM17 207H20L19 209H20L21 213H19V210H18ZM29 207H31V208L33 207V208L30 209ZM52 207L55 209V211L57 210L58 212L55 213V211H53L54 214L51 213V211L54 210ZM74 207H75V209H76V211L78 213L76 211L72 210V209H74ZM122 207H124V208L122 209ZM21 208L25 209V211H22ZM209 208H210V210H209ZM26 209H27L28 212L26 211ZM43 209H45V210L42 211ZM113 209L115 211L116 210L117 211L114 212ZM189 209H191V210H189ZM35 210H37V211H35ZM49 210H50V212H49ZM63 210H64V207H63ZM204 210L206 212L208 210V212H207L208 214L206 213V216L204 215L205 214ZM31 211H32V213H31ZM40 211L44 212L45 214L47 213V215L45 216V214L43 213L44 217L41 216L42 217V219H41L42 222H38V221L35 222L34 221L35 219L36 220L39 219L37 214H39V213H40V215L42 214ZM47 211L49 212V214L51 213L54 216L52 215L53 216L52 217L51 214L49 215ZM88 211H89V213H88ZM98 211H101V213H98ZM127 211H130L129 214L127 213ZM151 211H152V213H151ZM25 212H26V215L24 214ZM179 212H180V214H179ZM214 212H215V214L217 216H212L214 214ZM67 213H70V214H68V216H67L66 215ZM102 213H103V215H102ZM105 213H107V214H105ZM141 213L144 214V215L145 214L147 215V217L150 220V224H151V226L150 225L149 226L151 228L153 227V229H151V231L154 230V234L152 233V236H151V233H149L150 230L148 228L147 229L145 228V226L148 227V223L146 225L144 224L143 229H141V232L144 233V228H145V230H146L145 233L146 234L148 233L147 235L150 238H152L153 235H154L153 242H151V243H150L151 239H146L147 235L143 236V237H145V239L147 241L145 240V242H144V239L140 238L139 240L141 242L140 241L134 242V241H136V238L138 236L137 233H140V232H138V231H140V230H138V228L139 229L142 228L141 227L142 225L140 226L139 224H143L141 222L142 221L145 222V220H146V218L144 220V217L139 216V215H141ZM211 213H213V214L211 215ZM55 214H56V218L59 215L57 219L55 218ZM92 214L93 215L95 214L98 219H99V216H97L98 214L101 215L100 218L103 217V216L104 217L106 216L105 218L103 217L104 219L101 218L103 220L102 221L103 223L102 222L98 223L99 226L103 225L105 223H106L105 225H107V227L105 225H103L105 228H107V230L105 228H102L103 231L101 229L102 233L100 232L102 235L98 231L100 229L98 224L96 225V227L98 226L97 228L95 226H93V227L90 226L91 224L95 225L96 224L95 221H97V220H95L97 218H94L95 216L91 218ZM125 214L129 215V217H125ZM261 214H263V215H261ZM34 215H35V217H33ZM36 216L38 218H36ZM153 216H154V218H153ZM203 216H204V219H203ZM207 216L209 218H207ZM29 217H30V220H32V222H34V224L32 223L33 225L37 224L36 226L30 225L31 221L27 222ZM46 217H48V218H46ZM131 217H132L133 221L130 222ZM135 217H136V219H135ZM138 217L143 218L142 221H140L141 219L140 218L138 219ZM21 218H23V219H21ZM52 218H54L55 220L52 219ZM119 218H121V219H119ZM217 218H219L220 221L216 220ZM47 219H50L49 222H48ZM91 219L95 220V221L92 220L95 224H93V222H91ZM101 219H99V220H101ZM125 219H126V221L128 220V222H125ZM154 219L156 221H154ZM226 219L230 220L232 226L231 225L228 226V224L226 222ZM24 220H26L25 223L22 222ZM41 220L39 219V221H41ZM117 220H118V222L116 223ZM120 220H122V221H120ZM149 220H148V222H149ZM135 221H139L140 222V223L138 222L139 223L138 224V228L134 227L136 233H135L134 228H133V225L136 226V224H137V222H136V224L134 223ZM88 222H90V223L86 224ZM122 222H123L124 225L122 224ZM219 222H220V224H219ZM23 223L25 225L27 223V225L25 227H22ZM126 223H129L132 227L130 228ZM187 223H190L189 227H188ZM39 224L42 227H39ZM66 224H67V226H72V227H73L74 224H75L74 225L75 227H78L79 225L83 226V224H86L85 226L86 227L88 226V227L85 228V230H84L85 226L83 227V230H84L83 233L80 231L81 228L79 229L80 226L78 228L74 227L75 231H76V229H78L80 232L78 231L79 233L78 232L75 233L74 231H72L73 233H75V234H73L70 231L71 229H69V231L66 233V231H65L66 228H72V227H67ZM71 224H73V225H71ZM126 225H127V227H126ZM192 225H193V227H191ZM60 226H61V228H63L62 229L63 231L62 230L58 231V230H60ZM109 226L112 227V229H109L110 228ZM154 226L156 228L159 227V229H155ZM230 226H231V228H229ZM91 227L92 228L95 227L94 229H96L97 231L95 232L94 229H93L94 231L91 230L92 229ZM118 227H119V229H118ZM224 227H226V228H224ZM114 228L116 229V231H115ZM126 228H128L129 230L126 229ZM136 228H137V230H136ZM172 228H174V227H172ZM192 228H195L194 229L195 231L192 230ZM199 228H201V229H199ZM87 229L90 232L86 231ZM104 229H105V233L106 234L104 233ZM108 229L110 231H112L111 232L112 236L109 235L110 231ZM124 229L127 230L129 232V234H128L127 231L125 232ZM159 230H160L159 233H161V237H159V242H158V236H159L158 231ZM171 230L173 231V229H171ZM225 230L226 231L228 230V231L226 232ZM192 231L194 232L195 235L197 234L196 238H199V236L201 235L200 237H201V239H203V240L197 239L200 242L199 243L195 242V245H194V242H193L194 239H195L194 238L195 235L192 233ZM43 232L47 233V234H44ZM169 232L170 233H174V231L171 232L170 230H169ZM202 232H205L204 235L206 237L208 236L209 239L207 238V240L209 242H207L205 240L206 237L202 238L203 235L200 234ZM31 233H34V235L32 234L33 236L36 235L35 237L32 236L33 239L32 238L29 239L30 238L29 236H31ZM92 233H93V236H92ZM98 233L100 234V236H98L99 235ZM132 233L133 234L135 233V235H133V237H135V236L136 237L132 239V236H130V239H132V241L134 242L135 245L133 244L132 241H130L128 239L129 235L132 234ZM26 234H27L28 240H27ZM42 234L44 236L43 240H42L43 243L41 242V239L39 238V236L41 237ZM48 234L51 235L52 237L51 236H46ZM55 234H56V236L57 235L58 236L56 237ZM68 234H69V236H68ZM71 234L73 235V237H72ZM78 234L79 235L81 234L80 238H78ZM141 234L139 235V237H141ZM192 234L194 236L193 239H192ZM106 235L107 236L109 235L108 239H107ZM143 235H145V234H143ZM261 235H263V236H261ZM82 236L84 237V240H83ZM97 236H98V238H97ZM155 236H156V238H155ZM162 236L163 237L165 236V237L162 238ZM176 236H178V235H176ZM36 237H38L40 239L41 244L44 245V246L42 245L43 248L40 246L41 244L39 243V240H34ZM109 237H110V240L111 239L113 240V238H114V240L110 241ZM116 237H117V240H116ZM119 237L122 238V239H120ZM185 237L188 239V242H189L188 244L189 245L187 246L186 245L187 243H186L184 245H186L187 247L183 248L184 245L182 247L180 244L182 242L183 243L185 242V241H183V240H185ZM38 238H36V239H38ZM138 238H137V240H138ZM171 238L172 239L174 238L173 239V243H172V239ZM54 239H55V241H52ZM119 239L121 240L120 247H119V241H120ZM161 239H163L166 243L163 242V240H161ZM167 239H169V240L171 239V240L167 241ZM33 240L34 241H38L37 243L39 245L37 243H35V245H34L33 244L34 243ZM48 240H50V242H48ZM156 240H157V242H156ZM174 240L175 241L177 240V241L175 242ZM195 241H196V239H195ZM201 241H204V243L202 242V244H201ZM205 241L207 243H209V244H207ZM45 242H47L46 245H45ZM104 242H105V244H104ZM107 242H109V243H107ZM128 242H130V243L128 244ZM212 242H213V245H212ZM110 243H111V245H109ZM167 243H169V245ZM32 244L34 246H36L37 248L40 246V248L36 249V247H34ZM66 244H67V246H66ZM78 244H79V246H78ZM81 244H82V246H81ZM163 244H166V245L163 246ZM177 244H178V246L179 245L181 246V247L179 246V249L176 248ZM190 244L193 245V246H191ZM197 244H199V245H197ZM159 245H161L162 248H160L161 246H159ZM69 246H70L71 249L70 248L68 249ZM80 246H81V248H80ZM44 247H45V249H44ZM149 247H150V249H149ZM51 248L52 249L54 248V249L52 250ZM175 248L178 249V250H175ZM39 249H41V250H39ZM56 249H57V251H55ZM63 249H65V250H63ZM78 249H80L81 251H79ZM62 250L65 253H62L63 252ZM77 251H78V253H77ZM130 251H131V253H129ZM150 251H152V252L150 253ZM194 251H193V253H194ZM69 252H70V254H69ZM58 253H60V254H58ZM75 253H76L77 256H75ZM174 253H175V255H174ZM198 253H194V254L197 256ZM182 254H184L185 257ZM203 254H205V253H203ZM60 255H62V256L65 255V256L61 257ZM200 255H201V253L198 255L199 258H200ZM66 256H68V257L66 258ZM171 256H173V257H171ZM60 257H61V259H60ZM213 257H216V258L214 259ZM85 260H87V261H85ZM96 260H97V262H96ZM222 260H224V262ZM138 261H140V262H138ZM188 261H186V263L189 264ZM175 262L173 261L174 264H176V263L179 264L180 263L179 261L176 262V263ZM198 262H197V264H202L203 263V262L202 263L201 262L198 263ZM208 263H206V264H208ZM194 264H196V263H194ZM203 264H205V263H203Z\"/></svg>",
	"mask_w": 264,
	"mask_h": 264
},
{
	"label": "bare ground",
	"instance_id": "6f19581e",
	"mask_svg": "<svg viewBox=\"0 0 264 264\" xmlns=\"http://www.w3.org/2000/svg\"><path fill=\"white\" fill-rule=\"evenodd\" d=\"M19 1H20V0H19ZM25 1L28 2V6H27V4H25V3H26ZM31 1L34 2V3L37 1L36 3L38 4V7H39V4H40V5H44L43 2H42V0H30V2L27 1V0H24L23 2H25L24 5H26V7H25L24 5H21V6L24 7V11H26L25 8L27 9V7H32L31 5H35V4H36V3H35V4H34V3H33V4H29V3H32ZM39 1H40V2H39ZM53 1H55V0H53ZM59 1H60V3L62 2L61 0H59ZM65 1H66V0H65ZM90 1H91V0H90ZM97 1H98V0H97ZM97 1H96V2H97ZM108 1H109V0H108ZM110 1H111V5H109V6H112V3L115 2L116 0H114L113 2H112V0H110ZM233 1H234V0H233ZM17 2H18V1H17ZM23 2L20 1V2L17 3V5H18L19 7H21L20 4L23 3ZM55 2H56V1H55ZM55 2H54V4H57L56 6H51V7H49V9H46V11L44 10V7H43V8L41 7L42 10H44V12L41 13V12L39 11L41 14H46L45 12H47V14H49V15L46 16V18H43V20L40 18V20H42L43 22H44L45 19H47V20H46V22H47L48 19L50 18L49 21H50L51 23L48 21L49 23H48V25H47V30H46V31H44V32H33V31H31L30 28H29V27H30V25H29L30 20L28 19L29 22H26L25 24H23V27H22V28L24 29V27L26 26V29H24V30L22 29V30L18 31V32L15 34V38H16V39H20V38H22L23 35H25V36H26V38H25L26 40L24 41V43H25V44H29V46H26V47H25V46L21 45V43L18 42V45H17L16 48H15V47H11V48L7 47V43L5 44V46H4L3 48L0 47V48H1V50H0V78L3 77V76H5V72H6L5 69L7 68V66H9V65L12 64L11 62H12L13 58H16V59H17V58H20V59H17L18 62H19V60L21 61V60L24 59V58H25V60L27 61V59L29 60V59H31V58L34 57V56L37 57V58H39V57H38V54H41V55H42V56H41L42 58L40 57L39 60H41V61L43 60V61H42L41 63H40V62H38V63H39V64H42L43 66L41 65V66H40L41 68L39 67V65H36V66L39 67V71H41V69H42V71H44V68L46 69V71H44V73L38 71L39 74H41V73H42V74H41V75H38V74H37V75H38V78H39V79H37V80L39 81L38 84H36L37 87H38V85L41 86V83H42V82L40 83V81H41V79H43L42 81L45 82V84H43V86H42L43 89H44V87L46 88V86H49V84H50V86H51V87H48L49 90L51 91V92L48 91V92H49V93H48L49 95L53 94V95H55V96L64 97V100H61V101H58V100H57L56 102H53V103H54L55 105H65V106L67 105L68 107L66 106L65 108H63V111H66L67 108L70 109V112H69V109H67V110H68V116H67V113H66L67 111H66V112H64V113H63V112H62V113L58 112L59 114H56V116L51 117V119L48 118V121L45 122V125L48 124V125H51V126L53 125V126H52L51 131L49 132V136H50V137H49V138H46L44 141H45L48 145H49V144H52V145H49V146L47 145L48 147H50V148L52 147L53 149H54V148H57V149H54V150H57L56 152L59 153V156H65V157L67 158V159L65 158V163H66V160H67V161L72 160V162H74V161H75V162L77 161L78 163L80 162L79 164L83 163V165L81 164V166H84L85 163H86V165H87V169H89V168L91 167V168L93 169V170L91 169L92 171L90 170V172H91L90 175H91V176L89 175V173H84V172H86L84 168H83L84 170H82V171L80 170V171H81L80 173L83 172V173H82L83 175H82V174H79V173H76V172H75V173H76L75 175H74V173H70V177H72V179L74 178L75 180H77V178L80 177L79 179H81V178H82V180L85 179V182H86V181H87V180H86V176H88V175H89L90 177H93V178H87L88 180H90V179H91V180H94V179L96 178L95 175H94L96 172L94 171V168H93L92 166H94L95 169H97L98 167L96 168V166H98V164H97L96 166H95L94 164H96L97 162H99V161L97 160V162L95 161V162H96V163H95V162H92V161H93L92 159H88L90 156H89L88 153H87V146H89V145L91 144V142L88 141V140L86 139V131H87V129H89L91 126H95V125H96V126L94 127V130L96 129V131H99L100 128L97 129V126H98L97 124L100 123V125H101V124H103V123L105 122V120L103 119V121L101 122L102 119H99V120H100L99 123H98V122L96 123V122L94 121L95 124H94L93 122H91V121L89 122L88 120H86V116H87L86 114H88V112L90 111V110H89V111H86V107H87V110L90 109V108L93 109V107H91V106L93 105L92 103L95 101V99H93L94 101L92 100V97H93V95H94V94H93V91H94L93 89H92V90H93L92 92L90 91V93H92V94H89L90 96H88L87 93H86V90H87L88 87L90 86V85L87 86V84H90V83L87 82V79H86V76H85V75H86L85 73L87 72V71H85V65H86V63H87V60H86V57H87V56H86V49H85V46L87 45L86 37H87V36H88V37L90 36V35H87V36H86V34H84V32H83L84 29L86 28V25H85V24H82V26H84V27L81 26L80 29H78V32H79L78 35H79V36H76V38L73 39V40L68 39V37H69L71 34H67V33H69L70 31L67 32L66 30L64 31V29H63V32H62V30H60L62 27L60 28V27L57 26V23L60 21V18L64 17V18H66V21H67V20H68V21L72 20V22H73V20H74V24H72L71 22H70V23H71L72 25H75V24H76L75 26L77 27V25L80 24V23H79L80 20L78 19V20H79V21H78V20L76 19V18L80 15V13H78V12L81 11V10H83V11H81V12H84V9H81V8L79 9L80 6H79V7H78V6L76 7V5H75V7H72V8H74V9H73V13H74V14L72 13V11H69V10H68L67 13H69V14L71 13V14H73V15H72V16H71V15H68V16H67V15H66V11H65L64 9H62V7L65 6V5L63 4V6L61 7V5L58 4V3H59L58 1H57V3H55ZM96 2L93 3V7H94L95 4H96V5L98 4V7H99V6H100V7L102 6V7H101L102 9H105L106 6H107V3H104L103 0H102V2H100V0H99V2H100V4L104 3V5H106L105 7H103V4L100 5L99 2H98V3H96ZM15 3H16V2H15ZM19 3H20V4H19ZM249 3H250V2H249ZM253 3H254V2H253ZM263 3H264V2H263ZM37 4H36L35 6H37ZM67 4H68V3H67ZM91 4H92V3H91ZM108 4H109V3H108ZM113 4H115V3H113ZM68 5H69V4H68ZM115 5H116V4H115ZM117 5H119V4H117ZM121 5H122V4H121ZM72 6H73V5H72ZM119 6H120V5H119ZM119 6H118V7H119ZM259 6H261V5H259ZM23 7H21L20 10H22ZM38 7H36L37 10H41V8L39 7V8H40V9H39ZM65 7H66V6H65ZM65 7H64V8H65ZM67 7H69V6H67ZM100 7H99V8H100ZM112 7L114 8V7H116V6H112ZM262 7H263V6H262ZM16 8H18V7L16 6ZM16 8H15V9H16ZM36 8H35V9L33 8V9L36 10ZM69 8H70V7H69ZM75 8H77L78 11H77ZM82 8H83V7H82ZM18 9H19V8H18ZM18 9L14 10L13 12L15 13V11H16L17 14H18V11H20V10H18ZM34 10H31V11H32V12H31L32 14H33ZM70 10H72V9L70 8ZM75 10H76V12H74ZM225 10H226V9H225ZM85 11H87V9H85ZM95 11H96V10H95ZM233 11H234V10H233ZM245 11H246V10H245ZM247 11H248V10H247ZM13 12H12V13H13ZM19 13H21V12H19ZM28 13L31 14L29 11H28ZM28 13H27V11H26V12H24L25 15H23V14L21 13V14H19V15L16 14L15 16L18 17V16H20V15H23V16L25 17L26 14L28 15ZM34 13H35V12H34ZM40 13H39V14H40ZM77 13H78V16H77ZM87 13H89V12H85V15H86ZM131 13H132V12H131ZM131 13H130V14H131ZM262 13H263V12H262ZM37 14H38V13H37ZM89 14H90V13H89ZM146 14H147V13H146ZM214 14H215V13H214ZM257 14H258V12H257ZM257 14H256V15H257ZM259 14H260V12H259ZM259 14H258V15H259ZM6 15L8 16V13H7ZM99 15L101 16V14L96 13V16H97L96 18H98ZM128 15H129V13H128ZM132 15H133V14H131V15H129V16H132ZM216 15H217V14H216ZM218 15H219V13H218ZM10 16H11V15H10ZM23 16H22V17H23ZM88 16H89V15H88ZM90 16H91V15H90ZM100 16H99L98 19H100V18L102 19V18H104V17L107 16V15H104V17H102L103 15H102L101 17H100ZM24 17H23V18H24ZM47 17H48V18H47ZM125 17H127L126 14H125L124 17H122L121 21L124 20V19H125L126 21H128V20L131 19L130 21H131V22L133 21V23H134V22H135V23H134V24H133V23H131V24L127 23V24H128V26H129V25H130V26L134 25V26H132V27H130V26H129V27H130V29L132 28L131 31H132V30H135L136 21H134V20H135V19L138 20L139 18H136V17H133V16H132V17H129V18L126 19ZM157 17H158V16H157ZM250 17H251V16H250ZM255 17H257V16H255ZM89 18H90V17H89ZM140 18H141V17H140ZM155 18H156V17H155ZM228 18H229V17H228ZM0 19H4V18L2 17V18H0ZM16 19H17V18H16ZM18 19H22V18L19 17ZM26 19H27V18H26ZM69 19H70V20H69ZM91 19H93V18H91ZM91 19H89V20L91 21ZM106 19H108V18L106 17ZM109 19H110V18H109ZM109 19H108V20H109ZM112 19H113V18H112ZM116 19H117V18H116ZM251 19H252V18H251ZM255 19H256V18H255ZM40 20H39V21H40ZM76 20H77V22H78L79 24H78V23H75ZM102 20H103V19H102ZM113 20H114V19H113ZM113 20L110 19L109 22H110V21L113 22ZM118 20H119V19H118ZM160 20H161V19H160ZM247 20H248V19H247ZM252 20H253V19H252ZM23 21H24V20H23ZM33 21H34V20H33ZM103 21H105V20H103ZM116 21H117V20H116ZM116 21H115L114 23L118 25L119 23H116ZM126 21H125V22L123 21V23H122L121 25H124V23H126ZM155 21H157V24H155V25H158V26H157L158 28L155 27V25H154L155 22H154V21H151V22H154V23H153V25H154L153 28H154V29H155V28L157 29V30L155 29V31H158L159 28H160L159 31L161 30V28H165L164 26H161V27L159 26L160 23H159V21H158L157 19H156ZM91 22H93V21H91ZM94 22H95V21H94ZM94 22H93V23H94ZM100 22H101V21H100ZM128 22H129V21H128ZM162 22H163V21H162ZM3 23H4V22H3ZM27 23H28V24H27ZM138 23H139V22H138ZM138 23H137V24H138ZM164 23L166 24L167 21H165ZM259 23L262 24V22H259ZM30 24H31V23H30ZM60 24L62 25V21L60 22ZM101 24H102V23H101ZM165 24H164V25H165ZM256 24H257V23H256ZM24 25H25V26H24ZM80 25H81V24H80ZM80 25H79V26H80ZM92 25H93V24H92ZM99 25H100V24H99ZM105 25H107V24H105ZM108 25H109V23H108ZM138 25H139V24H138ZM151 25H152V24H151ZM161 25H163V23H161ZM3 26H4V24H3ZM5 26H6V24H5ZM8 26H9V25H8ZM20 26H21V25H20ZM124 26H126V25H124ZM128 26H127V28H128ZM136 26H137V25H136ZM262 26H263V25H262ZM76 27L73 28V26H72V28H73V30H74L75 32L77 31V30H75ZM95 27H96V26H95ZM99 27H100V26H99ZM99 27H98V28H99ZM105 27H106V28L108 27V29H109V26H104V25H103V28H105ZM113 27H114V25H113ZM115 27H116V26H115ZM166 27H167V26H166ZM19 28H20V27H19ZM27 28H28V29H27ZM87 28L89 29L88 26H87ZM103 28L101 27V34L107 32V31H105L106 28H105L104 30H103ZM122 28H123V29H124V28L126 29V27H122ZM2 29H3V28H2ZM67 29H69V28H67ZM88 29H86V31H88ZM108 29H107V30H108ZM118 29H119V28H118ZM151 29H152V27H151ZM252 29H253V28H252ZM263 29H264V28H263ZM99 30H100V29H99ZM99 30H98V31H99ZM136 30H137V29H136ZM148 30H149V29H148ZM164 30H165V29H164ZM173 30H174V29H173ZM253 30H254V29H253ZM3 31H4V34H5V39H6V40H9V38H10V34H8V32L6 31V28H5ZM74 31H72V32H74ZM103 31H104V32H103ZM150 31H151V30H150ZM153 31H154V30H153ZM263 31H264V30H263ZM64 32H67V33H66L67 35H65ZM75 32H74V34H75ZM99 32H100V31H99ZM110 32H111V31H110ZM137 32H138V33H137ZM141 32H144V30L142 31V29H141ZM145 32H146V31H145ZM148 32H149V31H148ZM27 33H28V34H27ZM62 33H63L64 35H63ZM70 33H71V32H70ZM136 33L139 34L140 32H139V31H136ZM146 33H147V32H146ZM152 33H153V32H152ZM154 33H156V32H154ZM157 33H159V32H157ZM161 33H163V32H161ZM161 33H160V34H161ZM164 33L166 34V33H168V32L165 31ZM169 33H170V30H169ZM169 33H168V34H169ZM172 33H173V32H172ZM176 33H178V32H176ZM259 33H260V32H259ZM261 33H262V32H261ZM72 34H73V33H72ZM107 34H108V32H107ZM107 34H105V35H107ZM120 34H121V33H120ZM120 34H118V36L121 37ZM122 34H124V32H123ZM174 34H175V33H174ZM256 34H258V33H256ZM124 35H126V34H124ZM148 35H149V34H148ZM261 35H262V34H261ZM67 36H68V37H67ZM126 36H127V35H126ZM134 36L136 37V34H135ZM139 36H140V37H139ZM153 36H154V34H153ZM155 36H156V35H155ZM158 36H159V37H160V36H161V37H166V36H162V35H158ZM71 37H72V36H71ZM88 37H87V38H88ZM115 37H116V36H114V39H115ZM130 37H131V36H130ZM132 37H133V34H132ZM138 37H139L140 39H142L144 36L142 37V33H140L139 35H137L136 38H138ZM141 37H142V38H141ZM145 37H146V36H145ZM90 38H91V37H90ZM110 38L113 39V36L110 37ZM124 38H125V37H124ZM136 38H135V40H136ZM139 38H138V39H139ZM166 38H167V37H166ZM173 38H174V37H173ZM176 38H177V36H176ZM93 39H94V37H93ZM104 39H105V38H104ZM146 39H148V38H145L143 41L140 42V44H141L142 42H144ZM169 39H170V38H169ZM254 39H255V38H254ZM2 40H3V39H2ZM20 40H23V38L20 39ZM91 40H92V39H91ZM118 40H122V41H123L124 39H117V41H118ZM176 40H177V39H176ZM110 41H111V40H110ZM130 41H131V40H130ZM133 41H134V40H133ZM133 41H132L131 43H133ZM138 41H139V40H138ZM138 41H137V43H139ZM158 41H159V39L157 40V43H159L161 40H160L159 42H158ZM8 42H9V41H8ZM85 42H86V43H85ZM88 42H89V41H88ZM91 42H92V41H91ZM91 42H90V43H91ZM177 42H178V40L176 41V43H177ZM256 42H258V41H256ZM3 43H4V42H3ZM3 43H2V44H3ZM90 43H88L89 45L87 46V48H89V49L91 50V49H92V47H91L92 45H91ZM102 43H103V42H102ZM114 43H115V42L113 41V45H114ZM116 43H117V42H116ZM123 43H124V41H123ZM134 43H135V42H134ZM137 43H136V45H139V46H137V47L140 48V44H137ZM160 43H161V42H160ZM168 43H169V42H168ZM168 43L166 44L167 46H166V45H165V46L162 45L163 48L161 47V49H164V47H169V45H170L171 43H170V44H168ZM174 43H175V42H174ZM262 43H264V42L262 41ZM49 44H50V46H49L50 48H46ZM85 44H86V45H85ZM100 44H101V43H100ZM100 44L98 43V45H100ZM105 44H106V43H105ZM142 44H143V43H142ZM152 44H153V46L151 45V43H150L149 46H148L147 43H146L144 46L147 45V47H148L147 49L150 50V48H154V47L156 46V45H155L156 43L154 44V42H153ZM172 44H173V43H172ZM172 44L170 45V47H172V49H173V46H176L177 44H175V45H174V44L172 45ZM242 44H243V43H242ZM249 44H252V43L250 42ZM259 44H260V43H259ZM11 45H13V44H11ZM90 45H91V46H90ZM102 45H103V44H102ZM111 45H112V43H111ZM117 45H118V46H117ZM129 45H130V44H129ZM132 45H133V44H132ZM132 45H130V46H132ZM240 45H241V44H240ZM256 45H257V44H256ZM103 46L105 47V45H103ZM103 46H101L102 49H103ZM119 46H120V47H119ZM121 46H122V45L120 44V41H119V42L116 44V46H114V47H116V51H115L114 49H112V46H109V47H111V51L114 50L115 52H118V51H120L119 49L121 48ZM130 46H129V47H130ZM151 46H152V47H151ZM160 46H161V45H160ZM160 46H159V47H160ZM229 46H230V45H229ZM242 46H243V45H242ZM90 47H91V48H90ZM94 47H96V46H94ZM101 47H97V49L94 48V49H92L91 52L93 53V50H96V55H97V57H99L100 55L98 56V53H99V54H103V52L100 53V52L102 51V49H98V48H101ZM109 47H108V48H109ZM118 47H119V48H118ZM122 47H123V46H122ZM134 47H136V46H133V48H134ZM137 47H136V48H137ZM159 47H156V49H154V50L156 51L157 49H159ZM253 47H254V46H253ZM106 48H107V46H106ZM174 48H175V47H174ZM177 48H178V47H177ZM232 48H233V47H232ZM239 48H240V47H239ZM239 48H238V49H239ZM246 48L248 49V47H246ZM89 49H87V50L89 51ZM117 49H118V50H117ZM124 49L126 50V48H124ZM131 49H132V47H131ZM142 49H143V47L141 48L140 53L143 51L142 54L145 55V53L147 52V50H146V52H144V49H143V50H142ZM161 49H160V50H161ZM165 49H167V48H165ZM233 49H234V48H233ZM238 49H237V50H238ZM242 49H243V47H242ZM244 49H245V48H244ZM249 49H250V48H249ZM100 50H101V51H100ZM105 50H106V49H105ZM109 50H110V49H109ZM137 50H138V49H137ZM154 50H151L150 53H151V54H152V53H153V54L157 53L156 55H159V56H156V57L153 56V57H155V59L158 58V60L156 59V60L158 61V63H159V62H163V61L166 59V58H165V57H166L165 53L167 54V53L170 52V50H169V52L166 51V52L164 53V55H165V56H164V55H162V54H163V53H162L163 51L161 52L162 54H160V52H159L160 50H158V51H156V52H154ZM175 50H176V49H175ZM175 50H174V51H175ZM178 50H179V49H178ZM258 50H259V49H258ZM22 51H23V52H22ZM99 51H100V52H99ZM103 51H104V49H103ZM106 51H107V50H106ZM106 51H105V52H106ZM121 51H122V50H121ZM138 51H139V50H138ZM138 51H137V52H138ZM164 51H165V50H164ZM176 51H177V50H176ZM179 51H180V50H179ZM227 51H231V50H229V48H228ZM260 51H261V50H260ZM21 52L23 53V55H24V53H26V52H29V53L32 54V55H29L30 58H28V56L25 57L26 55L23 56V57H24V58H23V57H20V55L22 56ZM112 52H113V51H112ZM112 52H111V54H112ZM158 52H159V53H158ZM234 52H235V51H234ZM239 52H240V51H239ZM247 52H248V51H247ZM249 52H251V51H249ZM254 52H256V50H255ZM88 53H89V52H88ZM121 53H122V52H121ZM148 53H149V52H148ZM175 53H176V52H175ZM235 53H236V52H235ZM257 53H258V52H257ZM259 53H260V52H259ZM261 53H262V52H261ZM261 53H260V54H261ZM142 54H141V55H142ZM153 54H152V55H153ZM172 54H173V53H172ZM172 54H170V55H171L172 60H173L174 58H176V55H175V56H172ZM239 54H241V53H239ZM250 54H251V53H250ZM18 55H19V56H18ZM88 55H89V54H88ZM144 55H142V56L144 57ZM161 55H162V58L160 57ZM170 55L167 57L168 59L165 60L164 62H165V67L168 65V67L171 68V66H169V64L172 62V60L170 59ZM255 55H256V54H255ZM123 56H124V54H123ZM127 56H128V55H127ZM127 56H126V58H128ZM136 56H138V55L136 54ZM163 56H164V57H163ZM249 56H250V55H249ZM94 57H95V55H94ZM94 57L92 56L91 58H94ZM101 57H102V56H101ZM139 57H140V55H139ZM139 57H137V58H139ZM143 57H142V58H143ZM21 58H22V59H21ZM26 58H27V59H26ZM113 58H114V57H113ZM116 58H117V57H116ZM126 58H125V59H126ZM159 58H160V59H163V61H162V60L160 61ZM33 59H34V58H33ZM88 59H89V58H88ZM94 59H95V58H94ZM102 59H103V58H102ZM180 59H181V58H180ZM182 59H183V58H182ZM249 59H250V58H249ZM25 60H22V61H25ZM116 60H119V58H118V59H115L114 61H116ZM128 60H129V59H128ZM140 60H141V59H140ZM142 60H143V59H142ZM142 60H141V61H142ZM145 60H148V59H145ZM150 60H151V59H149V61H150ZM168 60H169V61H168ZM170 60H171V62H170ZM175 60H176V59H175ZM257 60H260V59L257 58ZM261 60H262V59H261ZM13 61H14V60H13ZM120 61H122V63H123V62H124V58H123V60H120ZM141 61H139V62H141ZM149 61H148V62H149ZM151 61H152V60H151ZM166 61H167V63H166ZM176 61H177V60H176ZM176 61L172 62L170 65L174 64ZM181 61H182V60H181ZM181 61H180V62H181ZM262 61H263V60H262ZM14 62H15V61H14ZM35 62H36V61H35ZM95 62H97L96 59H95ZM112 62H113V59H112ZM116 62H117V61H116ZM146 62H147V61H146ZM155 62H156V61H155ZM168 62H169V63H168ZM228 62H229V61H228ZM9 63H10V64H9ZM93 63H94V62H93ZM103 63H104V62H103ZM107 63H108V62H107ZM128 63H129V62H128ZM142 63H144V61H143ZM158 63H157V65H158ZM18 64H19V63H18ZM32 64H33V63H32ZM32 64H31V65H32ZM44 64H45V66H44ZM105 64H106V63H105ZM130 64H131V63H130ZM135 64H136V63H135ZM159 64H160V63H159ZM166 64H167V65H166ZM175 64H177V63H175ZM262 64H263V63H262ZM28 65L30 66V64H27V65H24V64H23L22 66H24V67L26 66L25 68H26V70L28 69V72H29L30 70H31V72H32V71H33V72H36V71H34V70L37 69V67L35 68V66L33 65L34 67H33V66H31V67H33V68H35V69H34V70H32V69L29 70V68L27 67ZM97 65H98V64H97ZM126 65H127V64H126ZM136 65H138V64H136ZM144 65H145V64H144ZM147 65H148V64H147ZM147 65H146V66H147ZM153 65H154V64L152 63V66H153ZM155 65H156V63H155ZM229 65H231V64H229ZM259 65H261V64H259ZM93 66H94V65H93ZM130 66H131V65H130ZM140 66H141V65H140ZM150 66H151V63H150ZM150 66H148V67L150 68ZM163 66H164V65H162V66L160 67V68H161V71L165 68V67H163ZM252 66H253V64H252ZM11 67H12V66H10V69H11ZM42 67H43V68H42ZM91 67H92V66H91ZM100 67H101V66H100ZM103 67H104V66H103ZM103 67H101V71H102V70L104 71V69H102ZM137 67H138V66H137ZM162 67H163V68H162ZM250 67H251V66H250ZM19 68H20V67H19ZM21 68H22V67H21ZM87 68H88V67H87ZM94 68H95V67H94ZM96 68H97V67H96ZM153 68H154V67H153ZM160 68H159V69H160ZM170 68H168V71H166L167 68H165L163 74H166V72L169 73L170 71L172 72V71H174V70H175V71H179V70H176L175 68H174V70H173V69L171 70ZM91 69H92V68H91ZM136 69H137V68H136ZM147 69H148V68H147ZM150 69H152V68H150ZM154 69H155V68H154ZM157 69H158V68H156L155 70L158 71ZM178 69H179V68H178ZM7 70H8V68H7ZM97 70H98V68L96 69V72H98ZM99 70H100V68H99ZM133 70H134V69H133ZM155 70H154V71H155ZM169 70H170V71H169ZM14 71H15V70H14ZM88 71H91V70L88 69ZM94 71H95V70H94ZM103 71H102V72H103ZM113 71H114V70H113ZM113 71H109V73H110V72H113ZM152 71H153V69H152ZM152 71L149 70L148 72L151 73ZM10 72H11V71H10ZM140 72H141V71H140ZM142 72H143V71H142ZM145 72H146V73H145ZM145 72H144L145 75H144V74H142V75H144V77L146 78L147 71H145ZM19 73H20V72L14 74V75H16V76H15V79H16L17 75H20ZM22 73H24V72H22ZM73 73H76L75 75H77L78 78L75 77V76L73 75ZM138 73H139V72H138ZM150 73H148V75H147V76H148V79H146L147 81L145 80V83H146V82H149L148 80L153 81V79L151 78V77H153V76L150 77ZM154 73H155V72H154ZM181 73H182V72H181ZM44 74H45V75H44ZM94 74H95V73H94ZM139 74H140V73H139ZM175 74H177V72H175ZM6 75H7V74H6ZM9 75H10V74H9ZM9 75H8V77H7L8 79H10V78H11V79L14 78V75H13V76H9ZM11 75H12V74H11ZM42 75H44V76H43L42 78H40ZM166 75H167V74H166ZM166 75L163 76V77H165V79H166V78L168 79V77L171 78V77H170V76H171L170 73H169L170 76H169V75L166 76ZM177 75H178V74H177ZM73 76H74L75 80H76V78H77V82L74 81V79L72 78ZM93 76H94V75H93ZM157 76H158V74H157V75H156V74L154 75L155 78H156ZM5 77H6V76H5ZM5 77H4V78H5ZM9 77H10V78H9ZM44 77H45V80H44ZM87 77L91 78L90 76H87ZM111 77H112V76H111ZM111 77H110V78H111ZM113 77H114V76H113ZM115 77H116V76H115ZM140 77H141V74H140ZM149 77H150V79H149ZM20 78H21V77H20ZM100 78H101V77H100ZM116 78H117V77H116ZM145 78H144V79H145ZM160 78H161V77H160ZM160 78H158V80H157V78H156V80L159 82V81H160V80H159ZM178 78H179V76H178ZM181 78H182V76H181ZM93 79H94V78H93ZM93 79H92V80L89 79V80L93 81ZM104 79H105V78H104ZM175 79H176V78H175ZM4 80H5V79H4ZM33 80H34V79H33ZM35 80H36V79H35ZM35 80H34V83H35ZM37 80H36V81H37ZM46 80H47V81H46ZM89 80H88V81H89ZM101 80H102V79H101ZM108 80H110V79L108 78ZM114 80H115V79H114ZM140 80H141V78H140ZM161 80H162V79H161ZM173 80H174V79H173ZM173 80H172V78H171V79H168V81H167V80H165V81H167V83H168L169 81L172 82ZM182 80H184V79H182ZM11 81H12V80H11ZM73 81H74V82H73ZM131 81H132V80H131ZM142 81H143V80H142ZM142 81H141V82H142ZM176 81H177V80L173 81V83L176 82ZM13 82H14V81H13ZM29 82H30V81H29ZM29 82H26V83H27V86H28ZM44 82H43V83H44ZM46 82H47V83H46ZM48 82H49V83H48ZM72 82H73V84H72ZM161 82L163 83V80H162ZM171 82H170V83H171ZM179 82H180V81H178V83H179ZM181 82H184V84H185V81H181ZM181 82L179 83L180 85L182 84ZM76 83H77V84H76ZM112 83L115 84L113 81H112ZM122 83H123V82H122ZM154 83H155V82H154ZM14 84H15V83H14ZM17 84H18V83H17ZM46 84H48V85H46ZM74 84H76L77 86L74 85ZM91 84H92V83H91ZM125 84H127V83H125ZM130 84H131V83H130ZM132 84H133V82H132ZM134 84H135V83H134ZM158 84H159V83H158ZM176 84H177V82H176ZM176 84H169V86H170V87H171V85H172V86H173V85L175 86ZM179 84H178V85H179ZM184 84H182V87H181V86H180V87H177L178 85H176V87H172L171 89H170V87H169V89L173 91V93H171L172 91H169V93H171L172 95L174 94V96L176 95L175 93H178V95H176V97L179 96V97H182V99H183V98H184V95H181V94L183 93L184 89L187 88V87H185ZM24 85H25V84H24ZM44 85H46V86H44ZM92 85H93V84H92ZM109 85H110V84H109ZM109 85H108L107 87H106V85H105L106 89L109 87ZM121 85H122V84H121ZM123 85H124V84H123ZM144 85H145V84L143 83V86H144ZM15 86H17V85H15ZM73 86L76 87L77 89H79V91H76L77 89L74 90L73 88H71V87H73ZM115 86H116V85H114V87H112V88H115ZM124 86H125V85H124ZM129 86L131 87V85H129ZM138 86H140V89L138 88ZM138 86L136 87V89H138V91H139V90H141V91L144 90V91H145V90L149 89L148 93L150 92V95H149V94H148V96H147V95L145 96V94L143 95V97L145 96L144 98H145L147 101H152V100H154V99H152V98H154V97H153V95L151 94V90H150V88H147V89L145 88V89H144L143 87L141 88L142 85H138ZM183 86H184L185 88H184ZM86 87H87V88H86ZM103 87H104V86H103ZM105 87H104V88H105ZM127 87H128V86H127ZM130 87H129V88H130ZM164 87H165V84H164L163 87L161 88L162 92H163ZM193 87H194V86H193ZM196 87H197V86H196ZM50 88H51V89H50ZM91 88H92V86H90V89H91ZM95 88H96V86H95ZM104 88H102V89H104ZM132 88H133V87H131V89H130V90H127V91H131ZM155 88H156V85H155ZM155 88H153V89H155ZM173 88H176L178 91H175V89H173ZM180 88H181V92H180ZM183 88H184V89H183ZM262 88L264 89V87H262ZM27 89H28V88H27ZM31 89H32V88H31ZM37 89L39 90V88H37ZM37 89H36V90H37ZM40 89H41V87H40ZM109 89H111V88H109ZM109 89H108V90H109ZM127 89H128V88H127ZM133 89H134V88H133ZM142 89H143V90H142ZM157 89H158V86H157ZM187 89H188V90H190V89L192 90V87H188ZM193 89H194V88H193ZM36 90H35V91H36ZM38 90L36 91L37 93H38ZM44 90H45V89H44ZM47 90H48V89H47ZM47 90H46V91H47ZM108 90H106V92H107ZM155 90H156V89H155ZM182 90H183V91H182ZM185 90H186V89H185ZM188 90H186L185 92H188V93L192 92L191 90H190V91H188ZM260 90H261V89H260ZM260 90H259V93H260ZM27 91H28V90H27ZM27 91H26V92H27ZM111 91H112V90H111ZM111 91H110V92H111ZM114 91H115V90H114ZM133 91H134V90H133ZM136 91H137V90H136ZM174 91H175V93H174ZM193 91H194V90H193ZM251 91H252V90H251ZM261 91H263V90H261ZM15 92H18V93H15ZM36 92L33 91L32 94H34V93H36ZM74 92H75V93H74ZM77 92H79V93H77ZM101 92H102V91H101ZM103 92H104V91H103ZM103 92H102V94H103ZM110 92H109V94H110ZM153 92H154V91H153ZM162 92H161V94H162ZM165 92H166V91H164L163 93H165ZM179 92L181 93L180 95H179ZM14 93H15V94H18V96H19V91H18V90H15ZM30 93H31V92H30ZM37 93H36V94H37ZM107 93H108V92H107ZM112 93H113V92H112ZM138 93L141 94V95H138V97H139V96H142V92H138ZM138 93H137V94H138ZM166 93H167V92H166ZM188 93H187V94H188ZM192 93H193V92H192ZM1 94H2V92H1ZM21 94H22V93H20V96H21ZM27 94H28V93H27ZM36 94H35V95H36ZM44 94H45V92H44ZM75 94H78V95H79L77 99H76V98L74 99V97H75L74 95H75ZM104 94H105V93H104ZM109 94H108V95H109ZM155 94H156V93H155ZM161 94H159V95H161ZM171 94H168V93H167L166 95H170V96H171ZM183 94H184V93H183ZM197 94H198V92H197ZM254 94H255V93H254ZM254 94H253L254 98L258 97V96H256L257 94H255V95H254ZM41 95H42V98H41V99H43V98L46 97V96H47V97L49 96V95H47V94H45L46 96H44L43 94H41ZM41 95H36V96L41 97ZM91 95H92V96H91ZM95 95H97V94H95ZM106 95H107V94H106ZM108 95H107V96H108ZM111 95L115 96V93H114V94H111ZM118 95H120V94H118ZM128 95H130V94H128ZM151 95H152V96H151ZM163 95H164V94H163ZM191 95H192V94H191ZM193 95H194V94H193ZM193 95H192V96H193ZM195 95H196V93H195ZM13 96H14V95H13ZM13 96H12V97H13ZM18 96H17V97H18ZM87 96H88V98H89V97H91V98L88 99ZM104 96H105V95H104ZM107 96H106V97H107ZM113 96H111V97H113ZM116 96H117V94H116ZM150 96H151L152 98H151ZM174 96H173V97H174ZM188 96H190V94H188ZM192 96H190V98L195 97V96H193V97H192ZM253 96H252V98H253ZM255 96H256V97H255ZM96 97H97V96H96ZM96 97H93V98H96ZM101 97H102V95H101ZM109 97H110V96H109ZM143 97H140V98H141L142 100H144ZM146 97H148V98L150 97L149 100H148V98H146ZM185 97H186V96H185ZM19 98H20V97H19ZM99 98H100V97H99ZM103 98H104V97H103ZM10 99H11V98H10ZM29 99H30V98H29ZM56 99H57V97H56ZM58 99H59V98H58ZM96 99H97V98H96ZM101 99H102V98H101ZM118 99H119V98H118ZM141 99H140L139 102H141ZM150 99H151V100H150ZM262 99H263V98H262ZM13 100H14V99H13ZM54 100H55V99H54ZM54 100H52V101H54ZM86 100H87V101H86ZM91 100H92L93 102H92ZM102 100H103V99H102ZM106 100H108V99H106ZM106 100H103V101L105 102V104H106V102H107ZM109 100H110V99H109ZM119 100H120V99H119ZM119 100H118V101H119ZM146 100H145V101H146ZM254 100H255V99H254ZM2 101H3V100H2ZM4 101H5V100H4ZM43 101H44V100H43ZM113 101H114V100L112 99V102H113ZM155 101H156V100H155ZM155 101H153V102H155ZM164 101H166V99H165ZM6 102H7V100H6ZM76 102H77V103H76ZM112 102H111V103H112ZM143 102H144V101H143ZM143 102H142V104L145 103V102H144V103H143ZM33 103H34V101H33ZM36 103H37V102H36ZM44 103H45V102H44ZM44 103H43V104H44ZM49 103H50V102H49ZM49 103H48V105H49ZM87 103H88V105H89V104H92V105H89V106H90V107H89V106L87 105ZM95 103H97V100L95 101ZM95 103H94L93 106L96 105ZM99 103H100V102H99ZM101 103H102V102H101ZM147 103H148V102H147ZM147 103H146V104H147ZM28 104H29V103H28ZM30 104H32V103L30 102ZM46 104H47V103H46ZM105 104H104V105H105ZM139 104H141V103H139ZM139 104H138V105H139ZM142 104H141V105H142ZM157 104H158V103H157ZM165 104H168V103H165V102H164L163 107L166 106L165 108L168 109L167 105H165ZM40 105H41V104H40ZM40 105H38V107H39ZM48 105H47V106H48ZM101 105H102V104H101ZM108 105H113V104L108 103ZM115 105H116V104H115ZM176 105H177V104H176ZM34 106H37V105H34ZM34 106H30L31 108H29V110L32 109V108H33L32 110H34V109H35ZM43 106H45V105H43ZM77 106H78V108H80V110H78V108H77L78 114H77L76 111H75V108H76ZM98 106H99V105H98ZM116 106H117V105H116ZM116 106H115V107H116ZM152 106H153V105H151V106H147V107H150L149 109L146 107V108L148 109V110L145 109L146 111H148L147 113H148V114L150 113V114H149L150 116H151L152 112H154V113L158 112V114H159V113H160L159 111H156V112H155V111L153 110L154 107H155V105H154L153 107H152ZM179 106H181V105H179ZM184 106H185V105H184ZM184 106H181V107L186 111L187 107L184 108ZM25 107H26V106H25ZM28 107H29V105H28ZM38 107H36L35 110H37ZM40 107H41V106H40ZM106 107L109 108L110 106L108 107V106L106 105ZM118 107H119V106H118ZM120 107H121V106H120ZM135 107H136V106H135ZM135 107H134V108H135ZM138 107H139V106H138ZM5 108H6V107H5ZM26 108H27V107H26ZM42 108H43V107H42ZM102 108H103V107H102ZM116 108H117V107H116ZM123 108H124V107L122 106L121 109H123ZM136 108H137V107H136ZM151 108H153V109H151ZM155 108H156V107H155ZM165 108H161V109H158V110H160L161 112H163L162 109H165ZM50 109H51V108H50ZM57 109H58V108H57ZM98 109H99V108H98ZM104 109H105V108H104ZM121 109H120V110H121ZM150 109H151V110H150ZM10 110H11V109H10ZM41 110H42V109H41ZM112 110H113V109H112ZM137 110H138V109H137ZM142 110H144V109H140V111H139V110H138V111L141 113ZM152 110H153V111H152ZM156 110H157V108H156ZM187 110L190 111V108L187 109ZM3 111H4V109H3ZM39 111H40V110H39ZM39 111H37V112H39ZM54 111H55V110H54ZM94 111H95V110H94ZM103 111H104V110H103ZM105 111H106V110H105ZM115 111H116V110H115ZM133 111H136V110H133ZM146 111H145L144 113H146ZM149 111H150V112H149ZM151 111H152V112H151ZM173 111H174V110H173ZM189 111H188V112H189ZM11 112H13V111H11ZM40 112H41V111H40ZM71 112L74 113V114H72ZM109 112H110V111H109ZM123 112H124V110H123ZM125 112H126V111H125ZM170 112H171V113H174V112H172L171 108H170ZM170 112H165V111H164L163 113H160V114H165V113H170ZM5 113H6V112H5ZM8 113H9V112H8ZM54 113H55V112H53L52 115H54ZM69 113H70V115H69ZM75 113H76V114H75ZM142 113H143V112H142ZM147 113H146L145 115H147V117L150 118V116H148ZM154 113H153V114H154ZM171 113H170V115H168L169 117H168V116L165 117V118H166L165 125H166V123L168 122V123H167V126H169V129L172 128V129L174 130V128H175V131L177 130V131H179V132H185V131H187L186 134L184 133L185 135H187V134L189 133V135H187V139H189V141L193 142V144L196 145V144H197L196 141H198V138H199V136H200L199 133H198L199 136L196 135L197 132L199 131V130H197V128L199 129V127H197V128L194 127V129H195V131H194V129H193L191 126H189V128H190V127H191V128H190V131H188L189 128H188V126H186V125H185L184 128H183L182 126H181L182 128L179 127V125H178L177 122H176V126H175V124L172 125L173 122L171 121V119L174 120L173 117H175V118L178 117V113L175 112L174 114H172L173 117H172ZM179 113H181V112L179 111ZM189 113H190V112H189ZM13 114H14V113H13ZM89 114H90V112H89ZM93 114H95V113H92V114H90V115H93ZM160 114H159V115H160ZM5 115H6V114H5ZM49 115H50V114H49ZM59 115H60V116H59ZM98 115H100V114H98ZM118 115H119V114H118ZM120 115H121V114H120ZM174 115H176V116H174ZM12 116H13V115H12ZM96 116H97V115H96ZM157 116H158V115H157ZM157 116H156V117L153 116V117H155L154 119H156ZM170 116H171L172 118H171ZM184 116H185V117H184ZM186 116H187V115H183L184 119L186 118ZM93 117H94V116H93ZM97 117H98V116H97ZM123 117H124V116H123ZM153 117H152V118H153ZM163 117H164V116H163ZM167 117H168L169 119H167ZM193 117H195V115H194ZM193 117H192V118H193ZM197 117H198V116H197ZM3 118H4V117H3ZM11 118H13V117H11ZM20 118H21V117H20ZM125 118H126V117H124V118H122V119L124 120ZM137 118H138V117H137ZM159 118H161V117H159ZM187 119H188V118H187ZM193 119H194V118H193ZM193 119H190V120H188V121H191L190 123H193V122L196 120V117H195V120H193ZM15 120L18 121L17 119H15ZM15 120H13V122H10V123H9V121H8V124H12V123L14 124V123H15V122H14ZM126 120H127V119H126ZM137 120H138V119H137ZM149 120H150V119H149ZM168 120H169V121H168ZM198 120H199V118H198ZM49 121H51V122L49 123ZM87 121H88L89 123L92 124V125H91V124L89 125V128H88V125H86V122H87ZM152 121H153V119H152ZM161 121H162V120H161ZM164 121H165V119H164ZM164 121H163V123H164ZM196 121H197V120H196ZM196 121H195V122H196ZM88 122H87V123H88ZM124 122H126V121H124ZM124 122H123V123H124ZM138 122H139V121H138ZM138 122L136 121V123H138ZM169 122H171V125L169 124ZM1 123H2V122H1ZM8 124L6 123L7 126H9ZM13 124H12V125H13ZM43 124H44V123H42V125H43ZM93 124H94V125H93ZM125 124H127V122H126ZM142 124H143V123H142ZM0 125H1V124H0ZM28 125H29V124H28ZM42 125H41V126H42ZM100 125H99L98 127H100ZM136 125H137V124H136ZM159 125H160V124H159ZM261 125H262V124H261ZM261 125H260V126H261ZM2 126L4 127L5 124L2 125ZM26 126H27V125H26ZM30 126H31V125H30ZM39 126H40V125H39ZM51 126H49V127H51ZM86 126H87V127H86ZM113 126H114V125H113ZM119 126H121L122 128L119 127ZM119 126H116V127H119L120 129H117V130L115 129V130L118 131L119 133H118V132H117V133H114V135L117 134V136H118V135L122 134V132H124L125 135H124V133H123L122 136L124 135V136H125L124 138H126V140L131 139V138H128L129 136H128L127 134H130V136H131V134H132L133 132H132V133H128V132H126V130H128V131L130 130L129 126H128V125L125 126L126 128L128 127L129 129H125L124 131L121 130V129H124V128H123L124 125H120V124H119ZM137 126H140V125H137ZM157 126H158V125H157ZM171 126H172V127H171ZM16 127L18 128V126L11 127V128H16ZM24 127H25V126H24ZM159 127H161V129H162V126H161V125H160ZM159 127H158V128H159ZM170 127H171V128H170ZM178 127H179V128H178ZM1 128H2V127H1ZM11 128H10L9 130H12ZM86 128H87V129H86ZM91 128H92V127H91ZM109 128H111V126H109ZM112 128H113V127H112ZM138 128H139V127H138ZM142 128H143V127H142ZM3 129H4V128H3ZM132 129H133V128H131V130H132ZM155 129H156V128L154 127V129H152V130H155ZM178 129H180V130H182V131H180V130H178ZM184 129H185V130H184ZM192 129H193V131H192ZM89 130H90V129H89ZM92 130H93V129H91L90 132H91ZM94 130H93L92 132H94ZM100 130H101V129H100ZM102 130H103V129H102ZM119 130H121L122 132H120ZM140 130H141V129H140ZM149 130H150V129H149ZM156 130H157V129H156ZM159 130H160V129H159ZM6 131H7V129H6ZM109 131H110V130H109ZM113 131H114V130H113ZM113 131H111V132H113ZM116 131H115V132H116ZM146 131H147V130H146ZM157 131H158V130H157ZM160 131H161V130H160ZM4 132H5V131H4ZM38 132H39V131H38ZM88 132H89V131H88ZM104 132H105V131H104ZM143 132H144V131H143ZM151 132H152V131H151ZM153 132L155 133L156 131H153ZM161 132H162V131H161ZM193 132H195V133H193ZM2 133H3V132H2ZM14 133H15V132H14ZM100 133H101V132H100ZM157 133L159 134V132H157ZM166 133H167V132H166ZM166 133H165V134H166ZM177 133H178V132H177ZM96 134H97V133H96ZM149 134H150V132H149ZM152 134H153V133H152ZM158 134L155 133V134H153V135L158 136ZM163 134H164V133H163ZM169 134H170V133H169ZM182 134H183V133H182ZM11 135H12V134H11ZM105 135H106V134H105ZM114 135H112V136H114ZM144 135H147V134H144ZM160 135H162V133H160ZM170 135H171V134H170ZM172 135H173V134H172ZM172 135H171V136H172ZM191 135H192V136H191ZM195 135H196V136H195ZM13 136H14V135H13ZM15 136H16V134H15ZM101 136H102V135H101ZM101 136H99V137H101ZM108 136H109V135H108ZM110 136H111V135H110ZM120 136H121V135H120ZM120 136H118V137H120ZM133 136H134V135H133ZM141 136H143V135H141ZM147 136H148V135H147ZM173 136H174V135H173ZM188 136H191V139H190V137H188ZM163 137H165V136L163 135ZM194 137H196V138H194ZM197 137H198V138H197ZM141 138H142V137H141ZM212 138H213V137H212ZM4 139H5V138H4ZM8 139H10V138H8ZM88 139H89V138H88ZM91 139H92V138H91ZM101 139H102V138H101ZM103 139H104V138H103ZM145 139H146V138H145ZM157 139H158V138H157ZM157 139H156V140H157ZM169 139H170V138L168 137L167 140H169ZM173 139H174V138H173ZM176 139L179 140L178 137H177ZM176 139H175V141H177ZM200 139H201V138H200ZM5 140H7V139H5ZM5 140H2V141L5 142ZM37 140H38V139H37ZM124 140H125V139H124ZM126 140H125V141H126ZM131 140L134 141V139H131ZM131 140H129L128 143H129ZM206 140H207V139H206ZM40 141H41V140H38V142H40ZM119 141H120V140H119ZM142 141H143V138H142ZM172 141H173V140H171V143H172ZM179 141H180V140H179ZM25 142H26V141H25ZM42 142H43V140L41 141V145H42L41 147H43V143H45V142H43V143H42ZM88 142H89L90 144H88ZM94 142H95V141H94ZM149 142H150V141H149ZM167 142H168V141H167ZM187 142H188V140H187ZM29 143H30V145H31L33 142L31 141V142H29ZM46 143H45V144H46ZM122 143H123V142H122ZM183 143H185V141H183ZM188 143H189V144H187V145H190V142H188ZM21 144H22V143H21ZM36 144H37V143H36V141H35L34 145L36 146V150H38V149H37V145H38V144H37V145H36ZM110 144H111V143H110ZM120 144H121V142H120L119 145H118V146H119V147H118V148H119V152L117 151V152H118V153H117V152L115 151L117 154H119V153H120V154H121V153H124V152L126 151V149H127V148H126V149L123 148L122 144H121V145H120ZM200 144H202V143H200ZM205 144H206V143H205ZM3 145H4V144H2V146H3ZM28 145H29V144H27V145L24 144V145H23V148H22V147H21V148L24 149V150H26V154L28 153V155L30 154V155H32V156H33V155H36L35 157H37V154H38L37 152H38V151H41V150H40L41 148H40L37 152H34L35 154H33V153H30V151H29V152L27 151L28 148L30 147V145H29V146H28ZM53 145H54V147H53ZM100 145H101V143H100ZM108 145H109V144H108ZM116 145H117V144H116ZM175 145H176V144H175ZM181 145H182V144H181ZM207 145H209V144H207ZM24 146H25V147L27 146L28 148L26 147V148H27V149H26ZM91 146H92V145H91ZM94 146H95V145H94ZM96 146H97V145H96ZM98 146H99V145H98ZM182 146H183V145H182ZM185 146H186V144H185ZM191 146H193V145H191ZM197 146H198V145H197ZM45 147H46V146H45ZM45 147H43V148H45ZM48 147L46 148V150H47V153L49 152V154H50V152H52L53 149H52V151H51V149H49ZM99 147H100V146H99ZM103 147H104V146H103ZM112 147H114V146H112ZM120 147H121V148H120ZM161 147H162V146H161ZM15 148H17V147H15ZM33 148H34L33 146L30 147V149H32V150H31L32 152H33ZM97 148H98V147H97ZM107 148H108V146H107ZM109 148H110V147H109ZM114 148H117V146L114 147ZM114 148H112V149H114ZM159 148H160V146H159ZM30 149H29V150H30ZM34 149H35V148H34ZM91 149H92V147H91ZM120 149H123L124 151H123V150H120ZM129 149H130V148H129ZM131 149H132V148H131ZM133 149L136 150V147L133 148ZM162 149H164V148H162ZM188 149H190V148H188ZM2 150H3V149H2ZM17 150H18V151H17ZM17 150H15V151H16L15 153H16V154H17L18 152L20 153L21 150L19 151V148H17ZM36 150H34V151H36ZM48 150H50V151H48ZM88 150H90V149H88ZM93 150H94V149H93ZM93 150H92V151H93ZM114 150H115V149H114ZM135 150H134V151L131 150L132 155L134 154V157H136L135 155L137 154V153L135 152ZM139 150H141V149H139ZM127 151L129 152V150H127ZM143 151H144V150H143ZM157 151H159V150H157ZM168 151H169V154H170V149H169ZM174 151H175V150H174ZM192 151H193V150H192ZM192 151H191V152H192ZM5 152H7V151H5ZM12 152H13V151H12ZM56 152H55V151L52 152L51 155H52V154H53V155H56V154H55ZM96 152H97V151H96ZM98 152H99V150H98ZM98 152H97V153H98ZM111 152H112V151H111ZM128 152H125L126 155H128V154H127ZM131 152H130L129 156H131ZM137 152H138V151H137ZM141 152H142V151H141ZM150 152H151V151H150ZM150 152L148 151L147 153H150ZM154 152H156V151H154ZM181 152H182V151H181ZM22 153L24 154V152H22ZM36 153H37V154H36ZM47 153H46V155H47ZM60 153H62V154H60ZM90 153H91V152H89V154H90ZM92 153H94V152H92ZM99 153H100V152H99ZM125 153H124V154H125ZM138 153H139V152H138ZM144 153H146V152L144 151ZM156 153H157V152H156ZM159 153H162V151H161V152L159 151ZM163 153H164V152H163ZM176 153H177V152H176ZM20 154H21V153H20ZM41 154H44V155H45V151L42 152ZM94 154H95V153H94ZM94 154L91 155V157L93 156V157H94V160H95V155H96V154H95V155H94ZM103 154H105V152H104ZM178 154H180V155L183 154V155H184L185 153H182V154H181V153H178ZM189 154H190V153H189ZM192 154H193V153H192ZM194 154H195V153H194ZM1 155H4V154L2 153ZM12 155H13V157H11V155H9V157H8V156L5 154V156H7V157L9 158L8 161H10L12 158H14V152L12 153ZM44 155H43V156H44ZM51 155H50V156H51ZM86 155H88V156H87L88 158L86 157ZM97 155H98V154H97ZM113 155H114V154H113ZM137 155H138V154H137ZM164 155H165V153H164ZM180 155H179V156H180ZM5 156H4V157H5ZM50 156H49V158H50ZM100 156H101V153H100ZM119 156H120V158H121L122 155H118V157H119ZM140 156H141V155H140ZM140 156H139V157H140ZM148 156H149V155H148ZM150 156H151V155H150ZM184 156H185V155H184ZM196 156H197V155H196ZM196 156H195V158L193 157L192 160H193V159H197L196 161H199L200 158H197V157H199V156H197V157H196ZM7 157H5V158H7ZM19 157H20V156H19ZM39 157H40V156H39ZM93 157H92V158H93ZM97 157H98V156H97ZM107 157H108V158H106V159L103 158L102 160H103V161H104V160H108V161H109V159H110V160L112 159V155H111V156L109 155V156H107ZM109 157H110V158H109ZM2 158H3V157H2ZM17 158H18V156H17ZM37 158H38V157H37ZM55 158H56V157H55ZM55 158H53V159L56 160V162H55V161H51V162L46 163L47 161H45L46 164L44 163V165H45V166L48 165V167H49V164H50V166H52V162H55V164L57 165V162L59 163V161H61L60 164H62V159L60 160V157H59V160H58V158H56V159H55ZM62 158H63V157H62ZM86 158H87L89 161L92 160L91 163H92L93 165H92L91 163H88V164H87V162H89V161H88ZM128 158H129V157H128ZM156 158H157V157H156ZM207 158H208V157H207ZM18 159H19V158H18ZM18 159H17V160H18ZM131 159H132V162H135V160H134L133 157H132ZM139 159L141 160V158H138V160H139ZM142 159H143V158H142ZM171 159H172V158H171ZM176 159H177V158H175L174 161H176ZM198 159H199V160H198ZM2 160H4V159H2ZM15 160H16V159H15ZM17 160H16V161H17ZM44 160H47V159H44ZM44 160H43V161H42V160H39L38 163H40V161H41V163H42V162H44ZM50 160H51V159H49V161H50ZM57 160H58V161H57ZM102 160H100V161H102ZM121 160H122V158H121ZM138 160H136V161H138ZM145 160H146V159H145ZM153 160H154V159H153ZM153 160H152V161H153ZM159 160H160V159H159ZM178 160H179V159H178ZM190 160H191V159H190ZM8 161L6 160V162H8ZM20 161H24V160H20V159H19V161H18V162H15V163L17 164V163H19ZM36 161H37V160H36ZM36 161H34V162H36ZM85 161H87V162H85ZM103 161H102V163H107V161H105V162H103ZM123 161H124V160H123ZM123 161H121V162H123ZM127 161H128V160H127ZM143 161H144V160H143ZM146 161H147V160H146ZM146 161H144V162H146ZM155 161H156V160H155ZM155 161H153V163L150 162V163H149L150 165H146V167H144V168H146V170L148 169L147 167L151 168L150 170L148 169V170H149V171H147L148 173H149L153 168L156 169V171L158 170L159 172H158V173L156 172V174H157V179H156V176H153V182H155V179L157 180L156 182H161L160 179L165 178V177L162 176V175H163L162 173H164V170H165V169L161 171L160 168H163V167H160V168L157 169V167L152 166V164H154ZM167 161H168V160H167ZM172 161H173V160H172ZM172 161H169V162H171V164H173ZM181 161H182V160H181ZM183 161H184V160H183ZM183 161L181 162V163H182L181 165H184V164H183ZM187 161H188V160H187ZM196 161L193 160V162H196ZM6 162H4V163L7 164ZM69 162H70V161H69ZM72 162H70V163H72ZM75 162H74V163H75ZM109 162H110V161H109ZM121 162H118V163L120 164ZM124 162H125V161H124ZM138 162H139V161H138ZM138 162H135V163H138ZM147 162H148V161H147ZM157 162L160 163L159 161H157ZM161 162H162V160H161ZM165 162H166V160L164 161V163H165ZM179 162H180V161H179ZM185 162H186V161H185ZM190 162H191V161H190ZM193 162H191V165L193 164ZM4 163H3V164H4ZM8 163H9V162H8ZM22 163H23V162H22ZM38 163H37V164H38ZM65 163H64V164H65ZM67 163H68V162H67ZM74 163H73L72 165H73L74 167L77 165V166L75 167V168H77V167L79 166L78 163H75V164H74ZM111 163H112V165H113L114 167H117V166H118V165L115 166L114 163H113V161H112ZM111 163L109 164L110 166H111ZM115 163H116V162H115ZM118 163H117V164H118ZM151 163H152V164H151ZM166 163H167V165H169L168 162H166ZM177 163H178V162H177ZM199 163H200V162L197 163V165H196L197 167L195 166V164H193V165L195 166V169H196V168H197L198 170L201 169ZM16 164H15V165H16ZM55 164L53 163V166H55ZM142 164H143V162H142ZM146 164H148V163H146ZM161 164H162V163H161ZM7 165H8V164H7ZM12 165H14V163H12ZM12 165L9 164L10 167H6V166H5V168H7V169H8V168H11ZM15 165H14V166H15ZM40 165H42V164H40ZM66 165H67V164H66ZM86 165H85V166H86ZM89 165H91V166L88 168ZM109 165H108V166H109ZM123 165H124V164H122V166H123ZM125 165H126V164H125ZM129 165H130V162H129ZM133 165H134V163H131L130 166H132V167H130V168H133V167H137V168H135V169L133 168V169L129 170L130 172H129V171H126V169H127V167H128L127 165H126V169H125V166L122 167V169H125L126 173H131V174H132V173H134V172H132V171H134V170H136V169L139 170V169H141V167H142L141 162H140V164L138 163L137 165H136V164H135L134 166H133ZM138 165H139V166H138ZM140 165H141V166H140ZM157 165H159V164H157ZM185 165H186V163H185ZM187 165H188V164H187ZM198 165H199V166H198ZM19 166H20V165H19ZM60 166H61V165H60ZM161 166H163V165H161ZM173 166H176V164L173 165ZM27 167H28V165H27ZM32 167H33V165H32ZM34 167H35V166H34ZM38 167H39V166H38ZM38 167H37V168H38ZM46 167H47V166H46ZM46 167H44V168H46ZM56 167H58V165L55 166L54 169H56ZM70 167H71V166H70ZM70 167H68L67 169L70 170V169H69ZM100 167H101V166H100ZM102 167H103V166H102ZM106 167H107V166H106V164H105V168H106ZM119 167L121 168V166H119ZM119 167L116 168V169L114 168V171H115V172L118 171L119 173H120L121 171H124V170L120 169ZM152 167H153V168H152ZM158 167H159V166H158ZM164 167H165V166H164ZM192 167H193V166H192ZM199 167H200V168H199ZM29 168H30V167H29ZM42 168H43V167H42ZM49 168H51V167H49ZM49 168H48V169H49ZM105 168H103L104 171L107 170V169H105ZM108 168H110V167H108ZM112 168H113V167L111 166V168L108 169L107 172L109 171V173H110V170H111ZM176 168H177V169H176ZM176 168L171 166V168H169L168 170L171 171V169H172V172H173L174 169H175L174 171H177L178 169H181L180 167H179V168L176 167ZM12 169H13V168H11L9 172H11ZM17 169H19V171H20L22 168L20 167V168H17ZM17 169H16V170H17ZM35 169H36V168H35ZM35 169L32 168L31 170H32V171H38L37 169H36V170H35ZM39 169H41V168H39ZM46 169H47V168H46ZM46 169H45L44 171H46ZM80 169H82V168H80ZM117 169H118V170H117ZM154 169L152 170V172L154 171ZM185 169H186V168H185ZM8 170H9V169H8ZM16 170H15V171H16ZM24 170H25V168H23V171H24ZM26 170H27V169H26ZM51 170H52V169H51ZM71 170H74V171H75L74 168H72ZM100 170H101V168H100ZM103 170H101V171L97 170V171H99V174H100L101 172H103ZM112 170H113V169H112ZM119 170H121V171H119ZM141 170H142V169H141ZM143 170H144V169H143ZM143 170H142V173L144 172ZM168 170H167V171H168ZM187 170H188V169H187ZM198 170H196V171H198ZM19 171H17V174H16V172H15V174H16V176H19V177H20V175H19V174H20ZM27 171H28V170H27ZM32 171H31V173H33ZM63 171H64V170H63ZM66 171H67V170H66ZM77 171H78V170H77ZM139 171H140V170H139ZM160 171H161L162 173H161ZM167 171H166V172H167ZM9 172H8V173H9ZM20 172H21V171H20ZM69 172H70V171H69ZM69 172H68V174H69ZM93 172H94V174H92ZM107 172H105V173H107ZM145 172H146V171H145ZM154 172H155V171H154ZM154 172H153V173H154ZM177 172H179V170H178ZM177 172H176V173H177ZM184 172H185V170L183 169V173H184ZM188 172H190V171H188ZM191 172H192V171H191ZM8 173H7V175H8ZM13 173H14V172H13ZM18 173H19V174H18ZM26 173H27V172H26ZM29 173H30V171H29ZM31 173H30V174H31ZM38 173H40V172L38 171ZM38 173L35 172V174H38ZM41 173H43V172H41ZM44 173H45V172H44ZM109 173H108L107 177H105V178H106V179H105V178H103V176H102V175L104 174V172H103V173L101 174V176H100V177H102V179H99V180H103V179H104V180L106 181L107 178H108V176L110 175ZM111 173H112V172H111ZM119 173H115V174L117 175V174H119ZM135 173H137V172L135 171ZM135 173H134V178H136V177H135V175H136ZM140 173H141V172H140ZM148 173H146L147 175L145 174V175H146L145 177H142V179L144 178V180H141V181L145 182V179H147V181H149V179L151 180V178H148V177H147V176H148ZM179 173H180V178L178 177L179 179H178V178H172L170 181H166V180H165V182L168 183V185H169V184L171 183L172 180L175 181V179H176V181H179L180 179L185 178V179L189 182V184H188V185L186 184L185 186H184V184H183L184 187L189 188V187H190V186H189L190 183L194 185V186H193L194 189L192 188V185H191V187H190V188H192V190H190V191H192L191 193H193L194 190L196 191V190L199 189V188H197V185L199 184V183H198V180H199V179H203V178H199V179H198V178H195V179H194V177H191V178H190V175H189V177L186 178L184 175L181 174V171H180ZM179 173H178V174H179ZM193 173H195V171H193ZM196 173H197V172H196ZM5 174H6V173H5ZM11 174H12V173H11ZM15 174H14V175H15ZM21 174H22V173H21ZM30 174H29V176H30ZM45 174H46V173H45ZM48 174H50V172H49ZM71 174H73L74 177L71 176ZM84 174H85V175H84ZM86 174H87V175H86ZM96 174H98V173H96ZM99 174H98V176L96 175L97 178H96L95 181H93V182H95L97 185H98L97 181H98ZM112 174H114V173H112ZM149 174H150V173H149ZM156 174H155V175H156ZM159 174H160V175H159ZM166 174H167V173H165V176H166ZM190 174H191V173H190ZM31 175H32V177H29V178H32V180H33V178H36V179H34V180H38L37 177H33V174H31ZM40 175H41V174H40ZM77 175H78V176H77ZM93 175H94V176H93ZM116 175H115V176H116ZM119 175H121V173H120ZM123 175H124V177H125V176L128 175V174H125V173H124V174H122V176H123ZM142 175L144 176V174H142ZM150 175H151V177H152V174H150ZM158 175H159V176H158ZM194 175H195V174H194ZM47 176H48V175H47ZM63 176H64V174H63L62 176H60L61 179H62ZM65 176H68V175H65ZM65 176H64V177H65ZM75 176H77V177H75ZM83 176H84V177H83ZM129 176H131V175H129ZM160 176H161V177H160ZM182 176H184V177H182ZM191 176H193V174H192ZM195 176H196V175H195ZM7 177H8V176H7ZM21 177H22V176H21ZM26 177H27V176H25V178H26ZM44 177H45V176H44ZM68 177H69V176H68ZM100 177H99V178H100ZM126 177H128V176H126ZM137 177H138V175H137ZM140 177H141V176H140ZM154 177H155V179H154ZM166 177H167V176H166ZM200 177H202V176H200ZM205 177H207V175H205ZM8 178H10V173H9V177H8ZM15 178H17V177H15ZM40 178H41V176H40ZM40 178H39V179H40ZM48 178H49V177H48ZM66 178H67V177H66ZM109 178H110V177H109ZM129 178H130V177H129ZM134 178L131 176V179H134ZM169 178H171V177H168L167 179L169 180ZM12 179H13V178H12ZM12 179H11V180H12ZM23 179H24V178H23ZM27 179H28V177H27ZM58 179H59V178H58ZM61 179H59V180H61ZM63 179H64V178H63ZM63 179H62V181H63ZM69 179H70V178H69ZM110 179H111V178H110ZM136 179H138V178H136ZM158 179H159L160 181H159ZM190 179H194L195 181H194V180H190ZM8 180H9V179H8ZM16 180H19V179L17 178ZM16 180H15V181H16ZM20 180L22 181V179H20ZM24 180H25V179H24ZM91 180H90V184H91ZM104 180H103V181H104ZM108 180H109V179H108ZM30 181H31V180H30ZM105 181H104V182H105ZM110 181L115 182L114 180H110ZM135 181H136V180H135ZM137 181H138V180H137ZM147 181H146V182H147ZM162 181H163V179H162ZM176 181H175V182H176ZM180 181H181V180H180ZM10 182H11V181H10ZM49 182H50V181H49ZM49 182H48V183H49ZM51 182H53V181H51ZM51 182H50V183H51ZM55 182H56V180H55ZM69 182H70V181H69ZM75 182H76V181H75ZM78 182H79V180L77 181V183H78ZM87 182H89V181H87ZM98 182H99V181H98ZM100 182H101V181H100ZM100 182H99V183H100ZM138 182H139V181H138ZM169 182H170V183H169ZM175 182H172V183H174V185H175ZM181 182H183V181H181ZM181 182H178V183H181ZM184 182H185V181H184ZM196 182H197V184H195ZM199 182H201V181H199ZM208 182H209V181H208ZM8 183H9V182H8ZM14 183H15V182H14ZM17 183H18V181H17ZM17 183H15V185H16ZM19 183H24V182H19ZM26 183H27V182H26ZM48 183H46V184L44 185V188H45V186H46ZM53 183H54V182H53ZM77 183H75V184H74V182L72 183L73 186L76 185V186H75L76 188H74V189H76V190H73V188H72L73 186H71L72 190H71V188H70V190H71L72 192H73V191H75V192H79V195H80L81 192H82V190L80 189V188H81V185H83L84 188H85V184H86V183H82L81 180H80V182H79L80 184L78 183V184L80 185V188H79V186H77ZM95 183H93V184H95ZM108 183L110 184L111 182H108ZM120 183H121V182H120ZM127 183H129V182H126V183L124 182V186H125L124 188H125V189H124V188H123V189H124V194L126 193V194H125V195H126V196H125V197H126L125 199H126V200H129V202L126 203V200H124V202H125L126 204H129L128 206H130V205H132V204H130L131 202L134 203V202H133L134 199H136V201H137V199H141L140 197H141L142 195H144L145 193L142 194L139 190H136V191L134 190V189H136L134 186H136V185L138 186V184L136 183V185L134 184V186H133L132 189H131V191L133 192V194H135V196H133V194H131L130 192L128 193V191H127V189L129 188V185H128V188L126 187V186H127ZM150 183H151V182H150ZM161 183L164 184V182H161ZM178 183L176 182V186H174L173 184H171V185L174 186V187L172 186L173 188H175V187H176V188H178V187L181 188V190L184 191L185 194H187L188 190L185 191V190L183 189L184 187H183L182 185L178 184ZM185 183H186V182H185ZM202 183H203V182H202ZM28 184H29V183H28ZM28 184H26V185H28ZM36 184H37V183H36ZM69 184H70V183H69ZM100 184H101V183H100ZM104 184H106V183H104ZM104 184L102 183L101 186L99 187V189H100L101 187L103 188V185H104ZM112 184H113V183H112ZM115 184L119 185V184H118V181H117V183H115ZM148 184H149V182L147 183V187H148ZM157 184H158V186H159L160 183H155V184H154V183H153V184L151 183V184H149V185H150V187H153L154 185L157 186ZM181 184H182V183H181ZM203 184H204V183H203ZM205 184H206V183H205ZM9 185H10V183H9ZM17 185H18V184H17ZM17 185H16V186H17ZM39 185H40V184H39ZM48 185H50V184H48ZM48 185H47V188H48ZM51 185L53 186V184H51ZM51 185H50L49 187H52ZM67 185H68V183H67ZM130 185H131V184H130ZM145 185H146V184H145ZM160 185H161V184H160ZM164 185H166V184H164ZM179 185H180V186H179ZM200 185H201V184H200ZM206 185H207V184H206ZM206 185H205V187H206ZM16 186H15L13 189L19 188V186H17V187H16ZM41 186H42V185H41ZM41 186H39L40 189L42 188ZM65 186H66V184H65ZM69 186H70V185H69ZM86 186H87V185H86ZM122 186H123V185L121 184V187H122ZM131 186H132V185H131ZM143 186H144V183H143ZM188 186H189V187H188ZM207 186H208V185H207ZM11 187H13V186H11ZM20 187H22V189H23L24 185H23V186H20ZM29 187H30V186H28V189H29ZM32 187H33V186H32ZM32 187H31V188H32ZM37 187H38V186H37ZM54 187H55V186H54ZM67 187H68V186H67ZM90 187H91V186H90ZM94 187H95V186H94ZM94 187L91 188L90 190H89V188H88L89 192L91 191V194H92V195H95L94 192L96 193V191L93 190ZM105 187H107V186L104 185V188H105ZM164 187H166V186H164ZM167 187H169V186H167ZM195 187H196L197 189H195ZM198 187H199V186H198ZM203 187H204V186H203ZM65 188H66V187H65ZM77 188H79L78 191H77ZM104 188H103V190H104ZM118 188H119V186H117V188L115 189V193H114V194H116V191H117V190H118V191H117L118 193L120 192L121 189L119 188V189H120V190H119ZM139 188H140V190H141V187H139ZM155 188H156V187H155ZM157 188H158V187H157ZM157 188H156V189H157ZM186 188H185V189H186ZM190 188H189V189H190ZM201 188H202V187H201ZM201 188H200L199 191L202 192L203 197L206 196V198H208V197H207V193H209V191H210V190L208 189L209 187H208L207 189H205L207 193L205 192V190H204V188H203L204 192L206 193L205 196H204V194H203V191H201ZM20 189H21V188H20ZM22 189H21V191H22ZM28 189H27V190H28ZM35 189H36V188H35ZM42 189H43V188H42ZM42 189H41V191L39 190V192H38L37 189H36V193H38V194L35 193V195H39L40 192L43 193L44 191L42 192ZM49 189H50V188H49ZM53 189L55 190V188H53ZM56 189H57V190L59 189L58 191H59V192H62V187H61V188L59 187V188H56ZM68 189H69V188H68ZM68 189H67V190H68ZM82 189H83V187H82ZM95 189H97V188H95ZM99 189H97L98 192H101V189H100V190H99ZM123 189H122V190H123ZM159 189H161V190H159ZM159 189H157L158 192H156V193L153 195V192L156 191V190L152 188L153 191H152V193H151V196L153 195L152 198H153V197H154V198H153V199L151 198V200H152V201H151V202H152V203H151V206H152V204L154 205V206H152V207H154V214L160 218V222H159V223H161L162 227L165 228V229H163L162 232L164 233V232H165L164 230H166L167 233H166V234L164 233V235L169 236V234H170V236H171V234H173V235L175 234V236H173V237H178V238H177L178 240H179V239L182 240V237H183V239H184V236H182V235H184L185 230H184L183 226H182L181 223H180V220H179V219H180V215L177 216V215L173 214V215L175 216V217H174V216L171 214V213H173L174 211H172V209H169V210H171V213H170V212L168 211V208H167V206H168L167 203H169L173 198H174V200L176 199V201H177V198H176V197H178V196H176V197L174 196V197H173V194H171V196L169 195V197H168V196H167L168 193H167V194H162V192H164L163 190H165V189H163V187H161V188L159 187ZM162 189H163V190H162ZM169 189H170V188H169ZM169 189H168V192L171 190V189H170V190H169ZM27 190H24V191H27ZM32 190H33V189H32ZM57 190H55L54 192H56ZM70 190H69V191H70ZM80 190H81V191H80ZM86 190H87V189H86ZM86 190H83V191L86 192ZM125 190H126L127 192H125ZM128 190H129V189H128ZM133 190H134L136 193H135ZM145 190H146V188H145ZM176 190L178 191V189H176ZM207 190H208V191H207ZM11 191H12V190H11ZM15 191H16V190H15ZM17 191H18V190H17ZM58 191L56 192L57 194L59 193ZM69 191H68V193H69ZM111 191H112V190H110V192H111ZM138 191H139L140 193H139ZM141 191H142V190H141ZM147 191L149 192V189L146 190L145 192H147ZM160 191H161V192H160ZM165 191H166V190H165ZM177 191H176V192H177ZM182 191H179V193L177 192V193H178L177 195H179L178 198H181V199H179L180 202H182L181 200H183L182 197H180V196H182V194L185 195ZM190 191H189V194H190ZM195 191H194V192H195ZM199 191H196L195 194H193V195H195V198L197 197V199H196V200H198V203H197V204L200 205V202H203V201H200V202H199V200H201V199H199V197L201 198ZM18 192H20V191H18ZM30 192H33V191H30ZM30 192H29V194H30ZM34 192H35V190H34ZM54 192H53V193H54ZM85 192H84V193H85ZM89 192H87V193L89 194ZM92 192H93V193H92ZM103 192H104V191H103ZM148 192H147V195H148ZM159 192H160L162 195H160V197H158V198H157V197L155 198V195L158 196L157 194H158ZM170 192H172V190H171ZM170 192H169V193H170ZM11 193H12V192H11ZM15 193H16V192H15ZM23 193H26V192H22V194H21V193H20V194L23 195ZM51 193H52V192H51ZM51 193H48V194H51ZM104 193L106 194V190H105ZM104 193H103V194H104ZM118 193H117V195H119V194H120V195H119L118 197H116V198H115V196H117V195H114V194H113L115 199L120 198V196H122L121 193H119V194H118ZM137 193H139V195L141 194V196H139ZM174 193H175V192H174ZM196 193L199 195V197L196 195ZM211 193H212V192H210V194H211ZM29 194H27L26 197H28ZM59 194H60V193H59ZM91 194H90V195H87V194L85 193L84 196H82L83 194H82L81 196H82L83 199H84V198H89L90 196H92ZM99 194H100V193H99ZM105 194H104V195H105ZM107 194H108V193H107ZM136 194L138 195V198H137V195H136ZM175 194H176V193H175ZM189 194H187L189 198H186V199L190 200V201H189V205H190V202H191V199L193 198V197H192L193 195L189 196ZM18 195H19V194H18ZM18 195H16V196H18ZM33 195H34V194L32 193L31 196H32L33 199H34V198L36 199V197H37V198L39 197V196H36V197H35V196H33ZM40 195H43V194H40ZM54 195H56V194H54ZM75 195H77V193H74L73 196H72V194H71L70 196L73 198ZM86 195L89 196V197H87ZM104 195H103V197H104ZM113 195H112V196H113ZM187 195H186V196H187ZM16 196H15V197H16ZM44 196H45V195H44ZM52 196H53V195H52ZM58 196H59V195H58ZM66 196H67V195H66ZM81 196H79V198H80ZM85 196H86V197H85ZM95 196H96V195H95ZM95 196H94V197H95ZM101 196H102V194H101ZM106 196H107V195H106ZM186 196H185V197H186ZM208 196H209V195H208ZM210 196L213 197V194L210 195ZM40 197H41V196H40ZM68 197H69V195H68ZM71 197H70V198H71ZM76 197L78 198V196H75V197H74V200L76 199ZM82 197H81V198H82ZM92 197H93V196H92ZM92 197L90 198L91 200H93ZM109 197H110V195H109ZM135 197H136V198H135ZM142 197H144V196H142ZM190 197H192V198L190 199ZM212 197H211V198H212ZM13 198H14V197H13ZM24 198H25V195H24L23 199H24ZM30 198H31V197H30V195H29V197H28L29 200L26 199V202H27V201L30 202V201L32 200V199H30ZM58 198H59V197H58ZM58 198H57V199H58ZM62 198H64V200H65V197H62ZM62 198H60V199H62ZM70 198H69V199L67 198V199H68V200H71ZM98 198H99V196H97V202H98V200H99V202H100V199H98ZM106 198H107V197H104V198H103L104 201L106 200ZM122 198H124V197L122 196ZM144 198H145V197H144ZM144 198H143V199H144ZM148 198H149V195H148ZM15 199H16V198H15ZM21 199H22V197H21ZM21 199H20V201H19V200H17V201H19V203H20V202H21ZM60 199H59V200H60ZM90 199H89V200H90ZM103 199H102V197H101V200H103ZM110 199H112V198H110ZM132 199H133V200H132ZM186 199H185V200H186ZM13 200H14V199H13ZM24 200H25V199H24ZM41 200H42V199H41ZM48 200H49V199H48ZM80 200H81V199H80ZM80 200H79V201H80ZM87 200H88V199H87ZM94 200H96V197H95ZM94 200H93V202H94V204H95L96 201H94ZM121 200H122V199H121ZM145 200L147 201L146 198H145ZM148 200H149V199H148ZM188 200H187V202H188ZM194 200H195V199H192L193 202H194ZM208 200H209V201H208ZM208 200L206 199V201H208L207 204H206V201H205V204L201 203V206H202V205H205V206H206V207H205V206L202 207L201 209H204V208L207 209V207H208L207 205H209V202H210L211 199L208 198ZM22 201H23V200H22ZM39 201H40V200H39ZM39 201H37V199H36L35 202L39 203ZM45 201H46V199H45ZM66 201H67V200H66ZM77 201H78V200H77ZM81 201H82V200H81ZM83 201L86 203L85 200H83ZM83 201H82V202H83ZM122 201H123V200H122ZM140 201L142 202L141 205H144L143 203L146 202V201H145V202L142 201V199H141V200H138L136 203L139 204V207H140V203H139ZM211 201H212V200H211ZM23 202H25V201H23ZM31 202H32V201H31ZM31 202H30V203H31ZM35 202H33V205L36 204ZM42 202H43V201H42ZM70 202H72V201H70ZM75 202H76V201H75ZM101 202H103V201H101ZM111 202H112V200H109V203H111ZM60 203H62V202H60ZM66 203L69 204V201L66 202ZM105 203H108V201H107V202L105 201ZM109 203H108V209L111 207V204H112V203H111L110 206H109ZM174 203H175V201H174ZM176 203H177V202H176ZM191 203H192V202H191ZM194 203H195V204H194ZM194 203L191 204V207H192V205H194L193 207H195V209L197 210L196 207H197L198 205L196 204V202H194ZM211 203H212V202H210V207H211ZM17 204H18V203H17ZM28 204H29V203H28ZM55 204H56V203H55ZM67 204H65V206H64V202H63V205H60V204H59L60 206H63V207H64V210H63V207H62L61 209H62L63 211L60 210L59 213H56V212H58V211H57V210L55 211V209L52 207L54 210H52L51 213H53V211H55L56 214H60V212H61V214H62V212L65 213L67 210H71V207L69 208V206H71V204H70V205H67ZM72 204H73V202H72ZM77 204H78V203H77ZM81 204L83 205V203H81ZM91 204H92V203H91ZM94 204H92V206H90V202L88 203V205H89L90 207H92L91 209H93ZM102 204H103V203H102ZM138 204H136V206H137ZM169 204H170V203H169ZM184 204H185V202H184ZM184 204H183V205H184ZM214 204H215V203L213 202V205H214ZM21 205H22V203H21ZM40 205H41V204H40ZM40 205H38V206H40ZM45 205H46V204H45ZM52 205H54V204H52ZM66 205L68 206L69 209L66 208ZM84 205H85V207L82 208L83 210L87 209V207H86L87 203L84 204ZM104 205L107 206V204H104ZM104 205H103V206H104ZM116 205H117V204H116ZM118 205H119V204H118ZM133 205H134V204H133ZM145 205H146V208H147L148 205H147L146 203H145ZM171 205L173 206V204H171ZM179 205H181V204H179ZM183 205H182L181 207H183ZM55 206H56V205H55ZM77 206H78V205H77ZM106 206H105V209H107ZM121 206H122V205H121ZM149 206H150V205H149ZM172 206H171V207H172ZM184 206H185V205H184ZM35 207H36V206H35ZM48 207L50 208V204L47 205V209H48ZM56 207H57V209L59 210L60 207H59V206H56ZM79 207L81 208V206H79ZM94 207H96V205H95ZM112 207H113V206H112ZM114 207H115V205H114ZM117 207H119V206H117ZM134 207H135V206H133V208H134ZM177 207H178V205H177ZM198 207H199V206H198ZM262 207H263V206H262ZM17 208H18V210H19V213H21V212H20V209H19L20 207H17ZM23 208H24V207H23ZM23 208H21L22 211H25V209H23ZM29 208L32 209L33 207H32V208L29 207ZM65 208H66V209H65ZM80 208H79V209H80ZM100 208H101V207H100ZM100 208H99V209H100ZM115 208H116V207H115ZM115 208H114V209H115ZM119 208H120V207H119ZM119 208H118V209H119ZM123 208H124V207H122V209H123ZM137 208H138V207H135L134 209H136V212H139V213H140L141 210L143 209V207H142V209H141L140 211H137ZM172 208H173V207H172ZM187 208H189V206H188ZM34 209H35V208H34ZM114 209H113V210H114ZM116 209H117V208H116ZM118 209H117V210H118ZM177 209H178V208H177ZM185 209H186V208H185ZM44 210H45V209H43L42 211H44ZM65 210H66V211H65ZM72 210H73V211H76L75 207H74V209H72ZM87 210H88V209H87ZM117 210H116V211H117ZM120 210H121V209H120ZM128 210H129V209H128ZM138 210H139V209H138ZM151 210H152V209H151ZM189 210H191V209H189ZM196 210H195V211H196ZM209 210H210V208H209ZM26 211H27V209H26ZM35 211H37V210H35ZM73 211H72V212H73ZM111 211H112V210H111V208H110V210H109L108 212L111 213V214H110L111 217L109 216V218L112 219V214H113V213H112ZM116 211L114 210V212H116ZM192 211H193V210H192ZM204 211H205V210H204ZM214 211H215V210H214ZM27 212H28V211H27ZM40 212H41V211H40ZM47 212H48V211H47ZM49 212H50V210H49ZM49 212H48V214H49ZM76 212H77V211H76ZM79 212H80V211H79ZM90 212H91V211H90ZM102 212H103V211H102ZM106 212H107V211H106ZM108 212H107V213H108ZM120 212H121V211H120ZM129 212H130V211H127L128 214H129ZM176 212H177V211H176ZM176 212H175V213H176ZM185 212H186V211H185ZM193 212H194V211H193ZM196 212H199V211L197 210ZM207 212H208V210H207ZM207 212L205 211V214H204L205 216H206V213H207ZM215 212H216V211H215ZM215 212H214V214L211 213V215L213 214L212 216H217V215L215 214ZM31 213H32V211H31ZM41 213H42L41 215H40V213L37 214V216L39 217L40 220L42 219L41 216H43V213H44V212H41ZM51 213H50V214H51ZM77 213H78V212H77ZM88 213H89V211H88ZM88 213H87V214H88ZM98 213H101V211H98ZM107 213H105V214H107ZM117 213H118V214H121L122 212L119 213V210H118V211L116 212V214L113 216L114 218H116V217L118 216ZM151 213H152V211H151ZM216 213H217V212H216ZM24 214L26 215V212H25ZM44 214H45V213H44ZM50 214H49V215H50ZM53 214H54V213H53ZM53 214H51V216H52ZM56 214H55V218H56ZM61 214H60V215H61ZM68 214H70V213H67L66 215L68 216ZM179 214H180V212H179ZM196 214H197V213H196ZM207 214H208V213H207ZM21 215H22V214H21ZM21 215H20V216H21ZM46 215H47V213L45 214V216H46ZM49 215H48V216H49ZM64 215H65V214H64ZM66 215H65V216H66ZM102 215H103V213H102ZM143 215H144V214L141 213V215H139V216L144 217V220H145V218H146L145 222L142 221L143 218L138 217V219H139V218L141 219L140 221H142L141 223H143V224H139V223H140L139 221H135V222H134L135 224H136V222H137V224H136V226L133 225V228H134V227H137V228H138V224H139L140 226L142 225V226H141L142 228H140V229L138 228V230H140V231H138V232H140V233H137V234H138L137 238H138L139 235L142 233V234H141V237H139L138 240H137V238H136V241H134V242L140 241L139 239H140V238H143V239H144V242H145L146 239H151V240H150V243H151V242H153V239H154L153 237H154V235H153L152 238H150V237L147 235L148 233H147V234L145 233V232H146L145 228H146V229L148 228V229L150 230L149 233H151V236H152V233L154 234V230L151 231V229H153V227H152V228L150 227L151 224H150V220H149V218L147 217V215H146V214H145L144 216H143ZM152 215H153V214H152ZM261 215H263V214H261ZM37 216H36V218H38ZM53 216H54V215H53ZM53 216H52V217H53ZM58 216H59V215H58ZM58 216H57V218H58ZM61 216H62V215H61ZM94 216H95V217H94ZM97 216H99V219H101V218L104 217V216H103V217L100 218V216H101L100 214H98ZM119 216H120V215H119ZM119 216H118V217H119ZM145 216H146V217H145ZM172 216H173V217H172ZM176 216H177V217H176ZM198 216H199V215H198ZM200 216H201V215H200ZM221 216H222V215H221ZM21 217H22V216H21ZM24 217H25V216H24ZM33 217H35V215H34ZM40 217H41V218H40ZM43 217H44V216H43ZM49 217H50V216H49ZM92 217L97 218L95 214H94V215L92 214L91 218H92ZM105 217H106V216H105ZM105 217H104V218H105ZM107 217H108V216H107ZM125 217H129V215L125 214ZM125 217H124V218H125ZM178 217H179V219H178ZM25 218H26V217H25ZM46 218H48V217H46ZM57 218H56V219H57ZM86 218H87V217H86ZM104 218H103V219H104ZM147 218H148V219H147ZM153 218H154V216H153ZM207 218H209V217L207 216ZM21 219H23V218H21ZM26 219H27V218H26ZM39 219H37V220L35 219L34 221H35V222H37V221H38V222H42V220L39 221ZM52 219H54V218H52ZM52 219H51V220H52ZM82 219H83V218H82ZM87 219H88V218H87ZM99 219H98V218L95 219V220H97V221H95L94 219H91V222L95 221L96 224L93 222V224H95V225H92V224H91L90 226H92V227L95 226V227H96V225H97L98 223H100V222L103 221L102 219H101V220H99ZM119 219H121V218H119ZM119 219H118V220H119ZM127 219H128V218H127ZM129 219H130V218H129ZM133 219H134V218H133ZM135 219H136V217H135ZM197 219H198V218H197ZM203 219H204V216H203ZM221 219H222V218H221ZM237 219H238V218H237ZM28 220H29V221H28ZM28 220H27V222H30V221H31V222H30V223H31L30 225H32V226H36V225H37V224H36V225H33L34 222H32V220H30V217H29ZM47 220H48V222H49L50 219H47ZM54 220H55V219H54ZM60 220H61V219H60ZM92 220H93V221H92ZM118 220L116 221V223L118 222ZM148 220H149V222H148ZM185 220H186V219H185ZM198 220H199V219H198ZM216 220H219V218H217ZM52 221H53V220H52ZM56 221H57V220H56ZM105 221H106V220H105ZM109 221H110V220H109ZM109 221H108V222H109ZM120 221H122V220H120ZM131 221H133V220H132V217H131V219H130V222H131ZM154 221H156V220L154 219ZM158 221H159V220H158ZM219 221H220V220H219ZM22 222L25 223L26 220H24V221H22ZM71 222H72V221H71ZM125 222H128V220L126 221V219H125ZM138 222H139V223H138ZM226 222H227L228 226H229V225L232 226L230 220H227V219H226ZM24 223L22 224V227H25V226L27 225V223H26V225H25ZM32 223H33V224H32ZM74 223H75V222H74ZM89 223H90V222H88V223H86V224H89ZM102 223H103V222H102ZM134 223H133V224H134ZM147 223H148V227L145 226V228H144V233L141 232V229H143L144 224L146 225ZM222 223H223V222H222ZM86 224H83V226H82V225H81V226L79 225L80 227L77 225V226L79 227V229L81 228L80 231H81L82 233L84 232L85 228L88 227V226H87V227L85 226ZM105 224H106V223H105ZM105 224H103V225H105ZM122 224H123V222H122ZM126 224H127L130 228L132 227L129 223H126ZM131 224H132V223H131ZM189 224H190V223H187L188 227H189ZM208 224H209V223H208ZM212 224H213V223H212ZM219 224H220V222H219ZM23 225H24V226H23ZM69 225H70V224H69ZM71 225H73V224H71ZM74 225H75V224H74ZM74 225H73V227H72V226H67V224H66L67 227H72V228L74 229V230H73L72 228H66V230L64 229V230L66 231V233L69 231V229H71V230H70L71 232L74 231L75 233H77L79 230L76 229V231H75V228H78V227H75ZM103 225H100V226H99V224H98V226H99V228H100V229L98 230L99 233L101 232V229H102V228H105ZM123 225H124V224H123ZM127 225H126V227H127ZM149 225H150V226H149ZM224 225H225V224H224ZM224 225H223V226H224ZM84 226H85V227H84ZM98 226H97V227H98ZM101 226H102V227H101ZM105 226L107 227V225H105ZM120 226H121V225H120ZM231 226H230L229 228H231ZM37 227H38V226H37ZM39 227H42V226H40V224H39ZM50 227H51V226H50ZM62 227H63V226H62ZM64 227H65V226H64ZM74 227H75V228H74ZM83 227H84V230H83ZM92 227H91V228H92ZM95 227H94V228H95ZM97 227H96V228H97ZM109 227H110V226H109ZM115 227H116V226H115ZM123 227H124V226H123ZM129 227H128V228H129ZM149 227H150V228H149ZM154 227H155V226H154ZM172 227H174V228H172ZM191 227H193V225H192ZM226 227H227V226H226ZM226 227H224V228H226ZM91 228H90V229H91ZM94 228H92L91 230H93ZM124 228H125V227H124ZM128 228H126V229H128ZM130 228H129V229H130ZM133 228H132V229H133ZM137 228H136V230H137ZM62 229H63V228H61V226H60V230H58V231H61ZM105 229L107 230V228H105ZM105 229H104V233H105ZM109 229H112V227H110ZM109 229H108V230H109ZM114 229H115V228H114ZM118 229H119V227H118ZM118 229H117V230H118ZM129 229H128V230H129ZM155 229H159V227H158V228L155 227ZM171 229H173L174 233H170V232H169V230H170L171 232H173ZM174 229H175V230H174ZM188 229H189V228H188ZM194 229H195V228H192V230H194ZM199 229H201V228H199ZM94 230H95V232L97 231L96 229H94ZM94 230H93V231H94ZM124 230H125V229H124ZM228 230H229V229H228ZM228 230H227V231H228ZM56 231H57V230H56ZM62 231H63V230H62ZM65 231H64V232H65ZM80 231H79V232H80ZM86 231H88V229H87ZM102 231H103V229H102ZM109 231H110V230H109ZM115 231H116V229H115ZM121 231H122V230H121ZM126 231H127V230H125V232H126ZM134 231H135V228H134ZM134 231H133V232H134ZM142 231H143V230H142ZM194 231H195V230H194ZM225 231H226V230H225ZM227 231H226V232H227ZM79 232H78V233H79ZM88 232H90V231H88ZM111 232H112V231H110V234H109V233H108V234L111 235V234H112ZM117 232H118V231H117ZM125 232H124V233H125ZM127 232H128V231H127ZM155 232H156V231H155ZM159 232H160V230L158 231V233H159ZM186 232H187V231H186ZM24 233H25V232H24ZM29 233H30V232H29ZM43 233H44V232H43ZM56 233H57V232H56ZM69 233H70V232H69ZM72 233H73V232H72ZM75 233H73V234H75ZM93 233H94V232H93ZM93 233H92V236H93ZM99 233H98V234H99ZM101 233H102V232H101ZM101 233H100V234H101ZM130 233H131V232H130ZM135 233H136V231H135ZM135 233H134V234H133V233L130 234V235H129V238H128V237H127V238H128L130 241H132V239L136 237V236L133 237V235H135ZM163 233H162V234H163ZM190 233H191V232H190ZM192 233L194 234L193 231H192ZM204 233H205V232L200 233V234L203 235L202 238L206 237V236L204 235ZM27 234H28V233H27ZM27 234H26V237H27ZM32 234L34 235V233H31V236H29V237H30L29 239L32 238V236H33ZM35 234H36V233H35ZM44 234H47V233H44ZM51 234H52V233H51ZM94 234H95V233H94ZM100 234H99L98 236H100ZM105 234H106V233H105ZM125 234H126V233H125ZM128 234H129V232H128ZM143 234H145V235H143ZM167 234H168V235H167ZM186 234H187V233H186ZM193 234H192V239H193V237H194ZM262 234H263V233H262ZM28 235H29V234H28ZM37 235H38V234H37ZM71 235H72V234H71ZM76 235H77V234H76ZM80 235H81V234H80ZM80 235L78 234V238H80ZM101 235H102V234H101ZM109 235H108V236H109ZM120 235H121V234H120ZM120 235H119V236H120ZM126 235H127V234H126ZM146 235H147V236H146ZM176 235H178V236H176ZM194 235H195V234H194ZM196 235H197V234H196ZM196 235H195V237H194V238L196 239V241H195V239H194V241L192 240V241L194 242V245H195V242H198V243L200 242V241H198L197 239L203 240V239H201V237H200L201 235L199 236V238H196V237H197ZM263 235H264V234H263ZM263 235H261V236H263ZM35 236H36V235H35ZM35 236H33V237H35ZM46 236H51V235L48 234V235H46ZM55 236H56V234H55ZM57 236H58V235H57ZM57 236H56V237H57ZM60 236H61V235H60ZM62 236H63V235H62ZM68 236H69V234H68ZM83 236H84V235H83ZM83 236H82V237H83ZM98 236H97V238H98ZM106 236H107V235H106ZM106 236H105V237H106ZM108 236H107V239H108ZM111 236H112V235H111ZM111 236H110V237H111ZM121 236H122V235H121ZM121 236H120V237H121ZM130 236H132V239H130ZM143 236H146V239H145V237H143ZM170 236H169V237H170ZM179 236H180V237H179ZM43 237H44L43 234L41 235V237L39 236V238L41 239V242H42V243H43V241H42V240H43ZM51 237H52V236H51ZM70 237H71V236H70ZM70 237H69V238H70ZM72 237H73V235H72ZM72 237H71V238H72ZM102 237H103V236H102ZM110 237H109V240H110ZM120 237H119V238H120ZM159 237H161V233H159V236H158V242H159ZM164 237H165V236H164ZM164 237L162 236V238H164ZM36 238H38V237H36ZM36 238H35L34 240H39V243L41 244L40 239H39V238L36 239ZM47 238H48V237H47ZM49 238H50V237H49ZM61 238H62V237H61ZM76 238H77V237H76ZM93 238H94V237H93ZM155 238H156V236H155ZM167 238H168V237H167ZM207 238H208V236L205 238V240H206L207 242H209V241L207 240ZM32 239H33V238H32ZM45 239H46V238H45ZM100 239H101V238H100ZM104 239H105V238H104ZM120 239H122V238H120ZM120 239H119V240H120ZM143 239H142V240H143ZM165 239H166V238H165ZM171 239H172V238H171ZM171 239H170V240H171ZM173 239H174V238H173ZM173 239H172V243H173ZM208 239H209V238H208ZM27 240H28V237H27ZM34 240H33V241H34ZM46 240H47V239H46ZM46 240H45V241H46ZM50 240H51V239H50ZM50 240H48V242H50ZM62 240H63V239H62ZM71 240H72V239H71ZM83 240H84V237H83ZM92 240H93V239H92ZM111 240H112V239H111ZM111 240H110V241H111ZM113 240H114V238H113ZM113 240H112V241H113ZM116 240H117V237H116ZM161 240H163V239H161ZM168 240H169V239H167V241H168ZM170 240H169V241H170ZM52 241H55V239L52 240ZM146 241H147V240H146ZM174 241H175V240H174ZM176 241H177V240H176ZM176 241H175V242H176ZM183 241H185L184 243L182 242L183 244H182V243H181V244L179 243L182 247H183V245L186 244V243H187V244H186L187 246L189 245V244H188V243H189V242H188V239H187L186 237H185V240H183ZM186 241H187V242H186ZM192 241H191V242H192ZM206 241H205V242H206ZM210 241H211V240H210ZM28 242H29V241H28ZM37 242H38V241H34L33 244L35 245V243H37ZM83 242H84V241H83ZM105 242H106V241H105ZM105 242H104V244H105ZM120 242H121V240L119 241V247H120ZM132 242H133V241H132ZM134 242H133V244H134ZM140 242H141V241H140ZM156 242H157V240H156ZM163 242H165V241L163 240ZM163 242H162V243H163ZM202 242L204 243V241H201V244H202ZM207 242H206V243H207ZM46 243H47V242H45V245H46ZM81 243H82V242H81ZM107 243H109V242H107ZM107 243H106V244H107ZM115 243H116V242H115ZM129 243H130V242H128V244H129ZM138 243H139V242H138ZM138 243H137V244H138ZM148 243H149V242H148ZM165 243H166V242H165ZM30 244H31V243H30ZM33 244H32V245H33ZM37 244H38V243H37ZM137 244H136V245H137ZM143 244H144V243H143ZM146 244H147V243H146ZM167 244L169 245V243H167ZM207 244H209V243H207ZM34 245H33V246H34ZM38 245H39V244H38ZM42 245H43V244H41L40 246L43 248L44 245H43V246H42ZM101 245H102V244H101ZM109 245H111V243H110ZM134 245H135V244H134ZM134 245H133V246H134ZM139 245H140V244H139ZM164 245H166V244H163V246H164ZM180 245H179V246H180ZM186 245H184L183 248H186V247H187ZM190 245H191V244H190ZM197 245H199V244H197ZM203 245H204V244H203ZM212 245H213V242H212ZM40 246H39L38 248H40ZM48 246H49V245H48ZM48 246H47V247H48ZM66 246H67V244H66ZM66 246H65V247H66ZM78 246H79V244H78ZM78 246H77V247H78ZM81 246H82V244H81ZM81 246H80V248H81ZM105 246H106V245H105ZM127 246H128V245H127ZM131 246H132V245H131ZM150 246H151V245H150ZM159 246H161V245H159ZM159 246H158V247H159ZM179 246H178V244H177V247H176V248L179 249ZM181 246H180V247H181ZM191 246H193V245H191ZM34 247H36V246H34ZM61 247H62V246H61ZM71 247H72V246H71ZM134 247H135V246H134ZM189 247H190V246H189ZM198 247H199V246H198ZM201 247H202V246H201ZM211 247H212V246H211ZM38 248L36 247V249H38ZM69 248H70V246L68 247V249H69ZM100 248H101V247H100ZM108 248H109V247H108ZM117 248H118V247H117ZM130 248H131V247H130ZM160 248H162V246H161ZM176 248H175V250H178V249H176ZM183 248H182V249H183ZM44 249H45V247H44ZM51 249H52V248H51ZM53 249H54V248H53ZM53 249H52V250H53ZM57 249H58V248H57ZM57 249H56L55 251H57ZM70 249H71V248H70ZM149 249H150V247H149ZM164 249H165V248H164ZM191 249H192V247H190L189 249L186 248L187 252L190 251V252L188 253L189 255H190V254H191V255L193 254V255H192V256H193V257H192V261H188V260H186V261L189 262V264H194V263L197 264V262L199 261V259H202V258H205V257H206V258H210V257H211L210 255H213V254H214V253H213V254L210 253V255L208 254L210 257H207V256H208V255H207V252H210L209 249H208V251H206V252H205V251H204V252H201V251H200V253H201L202 256L200 255V258H199L198 255H199L200 253H198V250H197V252H195L194 250H196V248H194V249L192 250V252H191ZM9 250H10V249H9ZM39 250H41V249H39ZM63 250H65V249H63ZM63 250H62V251H63ZM78 250L81 251L80 249H78ZM131 250H132V249H131ZM159 250H160V249H159ZM170 250H171V249H170ZM205 250H206V249H205ZM42 251H43V250H42ZM46 251H47V250H46ZM55 251H54V252H55ZM68 251H69V250H68ZM116 251H117V250H116ZM193 251H194V253H198L197 256L193 253ZM118 252H119V251H118ZM151 252H152V251H150V253H151ZM62 253H65V252L63 251ZM67 253H68V252H67ZM77 253H78V251H77ZM129 253H131V251H130ZM129 253H128V254H129ZM133 253H134V252H133ZM203 253H205V254H203ZM53 254H54V253H53ZM58 254H60V253H58ZM69 254H70V252H69ZM180 254H181V253H180ZM80 255H81V254H80ZM100 255H101V254H100ZM134 255H135V254H134ZM174 255H175V253H174ZM177 255H178V254H177ZM177 255H175V256L177 257ZM182 255H184V254H182ZM191 255H190V256H191ZM194 255H195L196 257H195ZM203 255H206V256L204 257ZM214 255H215V254H214ZM37 256H38V255H37ZM60 256H61V257H64L65 255H64V256L60 255ZM69 256H70V255H69ZM75 256H77L76 253H75ZM50 257H51V256H50ZM61 257H60V259H61ZM67 257H68V256H66V258H67ZM97 257H98V256H97ZM127 257H128V256H127ZM136 257H137V256H136ZM171 257H173V256H171ZM176 257H175V259H176ZM181 257H182V256H181ZM184 257H185V255H184ZM197 257H198V258H197ZM201 257H202V258H201ZM164 258H165V257H164ZM193 258H194V259H193ZM213 258L215 259L216 257H213ZM51 259H52V258H51ZM53 259H54V258H53ZM68 259H69V258H68ZM96 259H97V258H96ZM110 259H111V258H110ZM138 259H139V258H138ZM138 259H137V260H138ZM173 259H174V258H173ZM173 259H171V261H169V264H171V263L174 264L173 261H174V262H175V261H176V262H178V261L180 262L182 258H180V259H178V260H175V259L173 260ZM196 259H197V260H196ZM55 260H56V259H55ZM78 260H79V259H78ZM161 260H162V259H161ZM166 260H167V259H166ZM193 260H194V261H193ZM212 260H213V259H212ZM85 261H87V260H85ZM133 261H134V260H133ZM135 261H136V260H135ZM140 261H141V260H140ZM140 261H138V262H140ZM186 261H185V259H184L183 262H185V264H188V263H186ZM222 261L224 262V260H222ZM222 261H221V262H222ZM59 262H60V261H59ZM63 262H64V261H63ZM81 262H82V260H81ZM81 262H80V263H81ZM96 262H97V260H96ZM100 262H101V261H100ZM107 262H108V261H107ZM176 262H175V263H176ZM199 262H201V261H199ZM199 262H198V263H199ZM202 262H203V261H202ZM202 262H201V263H202ZM210 262H211V261H210ZM223 262H222V263H223ZM80 263H79V264H80ZM82 263H83V262H82ZM82 263H81V264H82ZM85 263H86V262H85ZM105 263H106V261H105ZM105 263H104V264H105ZM135 263H136V262H135ZM140 263H141V262H140ZM140 263H138V264H140ZM203 263L206 264V263H208V261H205V262H203ZM203 263H202V264H203ZM16 264H26V262H19V263H16ZM49 264H50V261H49ZM53 264H54V263H53ZM56 264H60V263H57V262H56ZM76 264H77V263H76ZM97 264H98V262H97ZM110 264H111V263H110ZM130 264H131V263H130ZM167 264H168V263H167ZM176 264H177V263H176ZM179 264H182V263L180 262ZM183 264H184V263H183ZM208 264H211V263H208ZM216 264H218V263L216 262Z\"/></svg>",
	"mask_w": 264,
	"mask_h": 264
}]
</instances>
